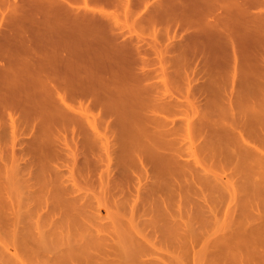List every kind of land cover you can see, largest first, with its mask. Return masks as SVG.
<instances>
[{
  "label": "rangeland",
  "instance_id": "obj_1",
  "mask_svg": "<svg viewBox=\"0 0 264 264\" xmlns=\"http://www.w3.org/2000/svg\"><path fill=\"white\" fill-rule=\"evenodd\" d=\"M14 1H16V0H14ZM20 1V2H19ZM82 0H80V2H81ZM121 1V0H120ZM120 1L119 0H117V4H115V3H112V4H105V5H103L102 6V9L104 10V12L105 13H109V16L110 17H108L109 19H110V22H111V24H114V27L116 26L119 30H116V32H124V34L123 35H121L120 36V33L119 34H116L117 35V37H115L116 39H115V41L114 42H121L122 40H123V42H129L130 44H128V45H131V47H132V43L133 42H135L133 45V48L134 47H138V46H135L136 45V43H138V45H144V48L146 49V50H144L143 49V52H145V56H143L144 54H143V52L141 51V50H139L140 51V53L139 52H135V58H138V59H142V57L143 58H147V60H149V61H147L146 59V61L147 62H149L150 64H148V66H146V65H144V66H146L145 68L147 69V71L145 72V73H147L148 71L150 72V73H152V75L149 73V75H148V73H147V76L149 77H147V76H145L146 78H148V79H150V77H152V79H150L152 82H155V83H158L159 85H155V84H153V85H150V86H148L149 88L147 89V88H145V89H147V90H144V93L146 92V93H149V91H150V93H151V95H152V97L154 96V94H155V96L152 98L153 100H151L150 102L149 101H145L146 99H143L144 98V96H142V95H140L141 97H142V99L144 100V102H147L146 103V105H147V107L149 108V109H146V108H144V110H139L138 108H140L139 106H143L142 104H139V106H137L138 104H135L134 102H131L130 100H133L132 98L133 97H129L130 98V100L128 101V103H126L127 105L125 106L124 104V106H125V109L126 110H128L129 111V113L131 114H129L130 116H125L124 118V120H129V121H131V120H133L132 122H134V123H136V124H138V127H139V129L138 130H142L145 134H148V135H151V136H148V138H143V135H142V138H140V139H138L140 142H142L141 141V139H143L144 141H146L145 142V144L147 145H149V147H148V145H147V147L149 148V149H147L146 147H144L143 148V150H145V148H146V150H149L148 152L150 153H153L155 156H156V158L157 159H160L161 160V158H162V163H164L165 165H167L168 167H170L168 170H164V169H167L168 167H166V168H163V167H165V166H163V164H161L160 163V160H158V162H156L157 160H152V158H153V156H152V154L150 153L149 154V156H152V157H146L147 155H142L143 153H144V151H139V150H136V151H138V152H136V151H134V153H130V154H134V155H132V156H129L130 154H127L128 152H130V151H128L127 149H132L131 148V145H133V143L132 144H130L129 145V147L127 148V149H124V148H126V146H128V144L125 146V145H123L122 143L123 142H121V144H119L120 142H118V139H124V137L126 138L127 136H126V134H124V137H121L123 134H119V133H121V131L123 132V130H124V132L126 131V130H128L129 128H127V127H130V126H132V124H134V123H131V122H129V121H127V124H126V121L125 122H123V121H121V118H123V116H122V114H120L118 117L117 116H114V115H111L110 113H108L109 114V117H107V121L105 122V125L107 124V123H109L108 121H110V119L112 118V116L113 117H117V118H119V119H117V118H115V119H117L118 120V123H113V121L112 122H110V124L112 123L113 124V126L112 125H110V124H108V126L109 127H105V125H103L104 123H102V122H104V120H103V118H106V117H103L101 114H99L100 112V107H103V106H100L99 104H97V105H99V109H97V107H94V108H92V106H93V104H89L90 106H88V107H90V108H85V104H84V106H83V104H82V106L85 108V109H87V110H90V111H88V113L86 112V110L85 109H83V110H85V111H81V112H85L84 114L85 115H87V114H89V117H88V120H89V118L91 119V116L94 118V119H96V121H94V119L93 120H90V121H93V122H96L97 123V119H98V117L100 118V119H102L103 121L102 122H100V123H97L98 124V126H100V125H102L101 126V129L103 128V127H105L104 129L105 130H108V132H107V135H109L110 137H111V139H112V137H113V135L116 133V134H118V135H116L117 137H115L114 136V140H112V142H110V146H112V147H107V145L105 146V144H102V147L100 146V145H97V144H95V145H93V148H91L92 146H90V145H88V139H86V140H88V141H86V143H85V145H84V143L81 145L80 144V140H81V142H83V140H85L84 138H82V137H80V134H77V133H79L80 131H78L77 129H75V132H76V134L75 135H73L74 133H70V130H73V129H71L70 128V130H68V129H64V128H67L68 126H66V125H64L63 126V129L60 131V129H61V127H62V124H53V120H57V119H52V117L51 116H49V117H51L49 120L50 121H48L49 123H48V125L46 126V127H48L49 129H45L44 130V126H45V124H47V123H44V122H46V121H44V122H42L41 121V117L40 116H36V114H38L39 115V113H42L43 111H45V109L43 110V108H41L42 106H40L39 105V107L41 108H38V109H40V110H38V112H36V113H34V111H35V109H34V111L33 112H31V111H27V112H24V111H26L25 109H24V111H22L23 112V114H22V116L23 117H25L26 118V120H25V118L23 119L24 120V122L22 123V122H20L21 124H20V126L19 125H17V126H19V127H16V126H14L13 125V127L14 128H19V130L17 131V132H19L20 134H16V132H15V134L14 133H12V130H13V128L11 127V126H9V124L10 123H12L13 124V120H10L9 122L7 121V118H9L10 119V116L9 117H7L8 116V114H6L7 112L5 111V110H2V106H1V104H0V109L3 111H1L0 110V160L2 161H0V169L2 168L3 169V171H2V169L0 170V264H10V261H12L13 263H11V264H29V263H31V264H81V263H79V262H82V263H84V264H87V263H89V264H92L93 262H95L94 264H145L144 263V260L146 261H148V259H150L148 262H150V263H152V262H154V261H159L160 263H157V262H155L154 264H194V263H196V264H209V263H211V264H218V262H219V264H221V260L220 259H222V264H264V248L262 249L261 247H260V245H258V244H261V243H263L264 241H260V239L258 238V237H260L262 240H264V227H262V226H264V222L263 221H261V220H264V212L262 213V211H264V203H262L263 201H264V194H262V193H260V192H263L264 191V185H261L260 187H259V185H260V183L261 184H264V182H258V180H261L262 181V179H264V170H262L261 171V169H260V167H262L261 166V164H260V162H261V160L262 159H258V158H254V156L251 154V153H255V151H257L253 146L255 145V144H257V143H260V142H262V143H260L261 145L262 144H264L263 142L264 141H261L262 139L264 140V117H262V116H264V114L263 113H260V112H262V111H264V107L262 108V110H260V112L258 111V110H254V111H252V110H250V111H252V112H245L244 111V113L245 114H243L242 112H243V110L245 109L246 110V108L245 107H243V104H246V103H248L249 102V104L250 105H254L253 107H256V109H258V107H260V106H258V105H260V104H253V103H256L257 101L258 102H260L259 100H262V101H264L263 99L264 98H262V96L261 97H258V96H260L259 95V92H262L263 90H262V88H264V80H263V78L264 77H262V76H264V64L262 63V62H260V61H262V59L264 58V57H261L262 59L260 60H258V57H256V56H258L259 54H261L260 52H258L259 54H257L256 53V51H261L260 49H258V50H256V51H254V50H251V51H249L248 49H249V47L252 45L251 43V45L248 43L247 44V42L246 41H244L243 39V41L244 42H246V45H248V47L243 43H239V44H241V45H243L242 47L243 48H245L246 49V52H247V54L249 55V57L251 58H249V57H245V56H247L246 54L244 55L243 54V52H241V54H238L237 56H239V55H244V56H241V57H238V58H234V54H233V51H238V50H235V49H237V47H239V45H238V43H236V48H234L233 49V47H231L232 45L230 44L231 42H229V44L228 45H231V46H229V47H224V46H222V45H220V46H214L213 44L214 43H212V46H209V45H207V46H209V47H211L212 49H213V47H215V48H217V49H215V50H212V51H214V52H209V56L208 55H206V56H208L207 58H209V59H207V61H206V63H207V66L208 67H206V66H204L206 69H208L209 68V75H207L206 76V71H204V73H202L203 71H199V69H200V64H201V61L202 60H200V58H203V57H205L206 58V56H205V54H204V56L202 55V57H200V53L201 52H199V54H196V52L194 53V54H196V56L194 57L192 54H190L191 52L190 51H192V48H191V46H188L187 45V47L188 48H184V52H181V50H177V51H179V52H177V51H164V46L168 43V41L169 40H172V41H174V40H178L177 42H185L186 41V43H187V41H189V39H188V37H186L187 35H190V33L193 31H195L194 29L192 30V31H188V30H191L192 28H193V26L191 25V27L188 29L187 28V30H184V29H186V28H183V32L181 33V31L179 30V29H182V28H180V27H177V25H175L174 23L173 24H171V22L169 21V16H170V13H169V11H162L161 12V14H159V15H156V16H154L155 15V13H154V15H148V14H146L147 12L144 10L145 9V7L147 6L146 4H149V2H151V0H149V1H147V2H145V4H143V2L145 1V0H142L141 1V3L140 4H138V3H136V1L135 0H133V2H130V3H133L132 5H130L129 4V7L128 8H126V7H124L122 4V2L120 3ZM17 2H19V3H23V1L21 2V0H17ZM15 3V2H13V0H0V20H2V22H3V19L4 18H7V19H5L6 21L8 20V22H10L11 20H15L14 18L15 17H13L14 15L16 16V12L15 11H13L12 9V7H13V5H14V3L17 5V4H19V3ZM79 2V3H80ZM119 2V3H118ZM12 4V5H11ZM122 6H121V5ZM21 5V4H20ZM20 5H18V6H20ZM22 5H25V4H22ZM143 5H145L144 7H143ZM151 7H152V5H151ZM9 8H12L11 9V11L9 10ZM3 9H4V11L5 12H3ZM1 10H2V13H1ZM9 11V12H8ZM13 11V13L12 14H9V13H11ZM145 11V12H144ZM149 11V10H148ZM155 12V11H154ZM5 13V14H4ZM196 13V12H195ZM1 14H3L4 16H2L3 18L1 19ZM17 14H18V12H17ZM156 14H158L157 12H156ZM193 14V13H192ZM197 14V13H196ZM196 14H193V16L194 15H196ZM11 15H13L12 17H11ZM150 17L151 16V18H149L148 16ZM180 15H182V14H180ZM199 12H198V15H196L195 17H199ZM201 15L202 16H200V17H206V19L208 18V14H205L204 15V13H201ZM154 16V17H153ZM209 17H211V16H209ZM9 18H12L11 20H9ZM111 18H112V20L113 21H111ZM213 18V17H212ZM212 18L211 19H208V20H211L212 21ZM16 19H17V17H16ZM206 19H203V18H201V20H200V18L198 19V20H200V22L202 21V20H206ZM4 20V21H5ZM5 21V23H4V26L6 25V27H4L3 25H2V23L0 24V43H2V42H4V41H7V38H8V41H9V43L11 42L10 40V36L9 37H7V35H9L8 33L10 32L9 30L11 29L10 28V26H8L7 24H8V22H6ZM16 22H14V23H16L17 24V20H15ZM25 21V20H24ZM23 21V22H24ZM207 21V20H206ZM210 21V22H211ZM204 22V21H203ZM13 23V22H12ZM9 25H10V23H9ZM15 25V24H14ZM14 25H13V27H14ZM23 25H24V23H23ZM171 25H175L177 28H178V30L177 29H175V27H172ZM2 26V27H1ZM10 28L9 30H8V27ZM16 26V25H15ZM113 26V25H112ZM169 26H170V28H169ZM12 27V28H13ZM113 27V28H114ZM117 28H115V29H117ZM27 29V28H26ZM175 29V30H177V31H180V33H178L177 31H176V33H178V35L176 34V38L175 37H172V38H168V35H170L171 36V34H174V33H172V32H174L173 30ZM8 32H7V31ZM14 30V29H13ZM121 30V31H120ZM170 30H172V32L170 31ZM7 32V35H5L6 34V32ZM169 31V33H167ZM2 32V33H1ZM189 32V33H188ZM243 32V31H242ZM10 33H12V32H10ZM2 34V35H1ZM13 34H15V33H13ZM17 34H21V33H17ZM16 34V35H17ZM25 34V33H24ZM11 35V34H10ZM193 35V34H192ZM214 35V34H213ZM2 36V37H1ZM14 37L15 35H11V37ZM22 36V35H21ZM25 36V35H24ZM23 36V37H24ZM180 36H181V38H180ZM215 36V35H214ZM5 37V38H4ZM7 37V38H6ZM125 37L126 38H128V40H126L125 39ZM185 37V38H184ZM192 37V36H191ZM19 38H21L20 36H19ZM25 38L26 37H24V39H22V40H25ZM133 38V39H132ZM168 38V39H167ZM173 38H175V39H173ZM214 37L212 36V38L211 39H213ZM216 38L218 39H220V37H218V36H216ZM13 39V38H12ZM17 39H18V37H17ZM27 39V38H26ZM114 39V38H113ZM129 39L131 40H134V41H129ZM210 39V38H209ZM4 40V41H3ZM116 40H118V41H116ZM216 40V39H215ZM223 41V38L222 39H220V40H216L215 42H218V43H215V44H217V45H219V43L221 44V42L220 41ZM7 41V42H8ZM14 42H16V41H14ZM14 42H12V43H10V44H13L12 46H14V45H16L17 43H15L14 44ZM23 41H21V44H23L22 43ZM191 42V41H190ZM206 43H209V42H207V41H205ZM212 42H214L213 40H212ZM225 43V42H224ZM226 43H228V42H226ZM2 44H4V46H5V44L6 43H2ZM2 44H0V45H2ZM27 44H29V43H27ZM118 44V43H117ZM185 44V43H184ZM223 44V43H222ZM8 45V44H7ZM141 45V46H142ZM4 46H3V48H4ZM9 46V45H8ZM19 46H20V44H19ZM170 46V45H169ZM199 46H202V45H199ZM205 46L206 45H204V47L203 48H205ZM15 47V46H14ZM16 47H17V45H16ZM26 47V46H25ZM190 47V48H189ZM255 47H257V46H255ZM9 49H10V47H8ZM19 48V47H18ZM258 48H261V49H263L264 48V46H261V45H259L258 46ZM1 49V48H0ZM6 49H7V46H6ZM21 49H26V50H28V51H25V50H17V49H15V50H17V52H18V56L16 55L17 53H9V55L10 54H14L15 56V58H14V60L16 61V60H18L19 61V63H20V59H22V60H25V59H28L29 57H28V52L30 51V48L28 47V49H27V47L26 48H21ZM138 49V48H137ZM137 49H134L133 51H137ZM140 49H142V48H140ZM191 49V50H190ZM194 49V48H193ZM239 49V48H238ZM252 49H255V48H252ZM257 49V48H256ZM4 50V49H3ZM2 50V51H3ZM11 50V49H10ZM14 50V51H15ZM188 50V51H187ZM200 50H202V49H200ZM233 50V51H232ZM242 50H244V49H242ZM241 50V51H242ZM7 51V50H6ZM23 53H22V52ZM147 51V52H146ZM203 51V50H202ZM254 51V52H253ZM9 52V51H8ZM31 52V51H30ZM29 52V53H30ZM142 52V53H141ZM251 52H253V54H251ZM263 52V51H262ZM7 52H5V53H2L1 51H0V68L2 69V71H1V69H0V85H1V87H6V83H7V81H8V83L7 84H9L10 82H12L11 81V79L9 80V77L4 73V72H7L3 67H5V63H9V64H12V63H10V62H8L7 61V59L5 60V58H7L8 56H6V57H2V56H5V54H6ZM32 53V52H31ZM130 53V52H129ZM136 53H139L138 55L136 54ZM204 53H206V52H204ZM207 53H208V51H207ZM236 53H238V52H236ZM236 53H235V55H236ZM8 54V53H7ZM6 54V55H7ZM127 55H128V53H126ZM130 54H132V53H130ZM141 54H143V55H141ZM203 54V53H202ZM257 54V55H256ZM261 55H263V54H261ZM22 56V58H20ZM251 56H254L253 58L251 57ZM264 56V55H263ZM10 57H12L11 55L8 57V58H10ZM126 57H129V56H126L125 55V58ZM17 58V59H16ZM20 58V59H19ZM24 58V59H23ZM130 58H133V56L131 55V57H129V59ZM204 58V59H205ZM249 58V59H248ZM13 59V58H12ZM235 59H237V61H238V66H237V71H234V66H235V64L237 63V62H235L234 63V61H235ZM9 61H10V59H8ZM13 60V61H14ZM21 60V61H22ZM144 60V62L143 63H147L146 61ZM5 61H7V62H5ZM123 61H125V59L123 60ZM129 61V60H128ZM200 61V62H199ZM203 61H205V60H203ZM131 63L132 62H134V61H130ZM138 62V61H137ZM141 62V63H140ZM264 62V61H263ZM14 63H16V62H14ZM22 63V62H21ZM20 63V64H21ZM122 63V62H121ZM136 63V62H135ZM142 60L141 61H139L138 63H136V65L134 64L133 65V67L132 68H130L131 66H129V65H132V64H125V66L127 65V67L125 68V66H124V70L122 71H120L121 72V74L118 76V77H116V78H120L121 79V82H123L124 81V84L123 85H125L128 89H130V88H134L135 90H139L140 88L139 87H141V85H144V86H147V84L146 83H148L149 84V82H151L150 80H148L149 82H147V81H144V83H143V81H142V79H140L139 77H142L143 76V70L145 69V68H141V67H144L142 64ZM9 64L7 65V67L9 66ZM95 64V66H101V65H96V63H94ZM123 65H124V63H122ZM141 64V65H140ZM2 65H4V66H2ZM16 65H18L17 63H16ZM104 65H106V64H104ZM120 65V64H119ZM123 65H121V66H123ZM201 65H203V64H201ZM110 66H112V65H110ZM109 66V67H110ZM136 66V67H135ZM6 67V68H7ZM203 67V66H202ZM95 68V67H94ZM106 69V71L107 70H109V69H107V67H105ZM117 68V67H116ZM123 68V67H122ZM205 68H202V70L203 69H205ZM5 71H4V70ZM96 69H98L97 67H96ZM101 69V71H105V70H102L103 69V67L101 66V68L99 67V70ZM112 69H113V66H112ZM112 69H111V71H112ZM114 70H116V69H114ZM117 70H120V69H117ZM142 70V71H141ZM4 71V72H3ZM100 71V73L101 74H103V76L105 75V77H106V75L107 74H105V73H102ZM245 71L248 73V74H250V72L249 71H251V73H253L252 75L250 74V76H248V74L246 73L245 74ZM26 71H23L22 73L24 74ZM97 72H98V70H97ZM108 72V71H107ZM118 72V71H117ZM27 73V72H26ZM70 74H71V72H69ZM99 73V72H98ZM144 73V74H145ZM67 74V73H66ZM73 74H75V76H72ZM72 75H70V76H68V74L67 75H65V80H76V79H79V76L80 75H78V73H73ZM76 74H77V76H76ZM82 74V73H81ZM101 74H99L100 76H102ZM119 74V73H118ZM24 75H26V77L28 78L30 75H28V73L27 74H24ZM84 75V74H83ZM90 75H92V74H90ZM89 75V77L90 78H92V76L95 78L96 76H94V75H92V76H90ZM140 75H142V76H140ZM200 75H203L204 77H200ZM253 75H255L254 77H252L251 78V76H253ZM72 76V77H71ZM102 76V77H103ZM142 77V78H145V77ZM25 77V78H26ZM63 78H64V76H62ZM81 77V76H80ZM88 76H86V78H87ZM206 77V78H205ZM58 78H60V77H58ZM85 78V77H84ZM93 79V78H92ZM98 79V78H97ZM250 79H252V80H250ZM21 80V79H20ZM27 80H29V81H27V83L28 82H30V79H27ZM80 80H83V79H80ZM85 80H87V79H84L83 80V82L85 81ZM91 80V79H90ZM96 80V79H95ZM141 80V81H140ZM143 80H145V79H143ZM254 80V81H253ZM262 80V81H261ZM23 81V80H22ZM63 81V80H62ZM91 81H93V80H91ZM97 81H99V80H97ZM97 81H95V82H97ZM190 81V82H189ZM203 81H205V84H207L206 86L203 84L204 82ZM249 81V82H248ZM253 81V82H252ZM20 82V81H19ZM94 82V81H93ZM146 82V83H145ZM255 82V83H254ZM16 83H17V81H16ZM25 83V82H24ZM32 83V82H31ZM62 83H64V82H62ZM188 83H190V84H188ZM201 83L203 84V86H201ZM20 84H22V83H20ZM26 84V83H25ZM29 84L30 83H28V85L27 86H29ZM150 84H152V83H150ZM196 84H199L200 86H198V85H196ZM255 84V85H254ZM3 85H5V86H3ZM10 85V87H12L11 85L12 84H9ZM18 85V84H17ZM23 85V87H24V84H22ZM31 85V84H30ZM194 86V90H193V86ZM196 85V86H195ZM251 85H253V87H254V89L251 87ZM19 87H21L20 85H18ZM27 86H25L24 88H26ZM62 86V85H61ZM125 86H124V88H125ZM152 86V87H151ZM256 86H257V88L259 87L260 88V90H259V88L257 89L256 88ZM9 86L7 85V88H8ZM9 87V88H10ZM23 87H21V88H23ZM32 87V89H31V91L33 92L35 89H33V86H31ZM42 87H44V86H41L40 88H42ZM66 87V86H65ZM155 87H156V90H158V92L161 94V96L162 97H159L158 95H160V94H158V92L157 91H155L154 93H152L151 91H153V89L155 90ZM158 87V88H157ZM249 87H251V88H249ZM7 88H4V89H6V90H10L9 88L7 89ZM15 88H18V87H15ZM21 88H19L17 91H19V92H21L20 90H21ZM63 88V87H62ZM144 88V87H143ZM150 88H151V90H150ZM199 88H201V89H199ZM207 88V89H206ZM3 89V92L5 93V90ZM37 89V88H36ZM128 89H126V90H128ZM196 89V90H195ZM253 91H251V90ZM13 90H15V89H13ZM27 90H29V88L27 89ZM40 91L41 90H44V88L43 89H39ZM61 90V89H60ZM140 90H143V89H140ZM149 90V91H148ZM199 90H200V92H199ZM205 92H204V91ZM207 90H208V93H207ZM214 90L217 92V91H220V92H218V93H213L214 92ZM257 91V92H254V91ZM12 91V90H11ZM26 91V90H25ZM24 91V93H21L20 95L18 94V92L17 93H13V94H18L19 96L17 97V99H15V98H13V100H17V102L19 101V100H23V98H25V97H23V98H21L26 92ZM40 91H38V92H40ZM64 91V90H63ZM63 91L61 90L60 92L62 93V94H64L63 93ZM68 91V90H67ZM66 91V92H67ZM130 91V90H129ZM128 91V92H129ZM148 91V92H147ZM197 91V92H196ZM203 91V93H201ZM3 92H2V88H1V93L3 94ZM8 91H6V95L10 92H8ZM36 92V91H35ZM43 92V91H42ZM52 92V91H51ZM133 92V91H132ZM135 92H139V91H135ZM195 92L196 93H198V94H195ZM28 93V92H27ZM30 93V92H29ZM37 93V92H36ZM44 93V92H43ZM48 93V92H47ZM53 93V92H52ZM255 93V94H254ZM1 95L0 94V96H6V95ZM32 93H30V95H31ZM38 94V93H37ZM37 94H34V96H36ZM46 94V93H45ZM67 93H65L64 95H66ZM129 94H132V93H129ZM158 94V95H157ZM203 95V97H199L200 95ZM214 94H219L220 96H218V95H214ZM227 94H229L228 96H227ZM251 94V95H250ZM254 94V95H253ZM261 94V93H260ZM262 94H263V96H264V91L262 92ZM11 95V94H10ZM29 95V96H30ZM41 92H40V94H38V96H37V99H39L41 96ZM44 95V94H43ZM70 95V94H69ZM149 95V94H148ZM151 95H149V97L151 98ZM250 95V96H249ZM12 96V95H11ZM15 95H13L12 97H14ZM21 96V97H20ZM24 96H26V95H24ZM34 96H33V99L34 100H37V99H35L34 98ZM40 96V97H39ZM45 96V95H44ZM51 96V95H50ZM53 96L54 97H56L57 95H55L54 93H53ZM63 96V95H62ZM129 96H131V95H129ZM139 96V97H140ZM171 96H172V98L174 99L175 97L177 98V100H180V101H182V102H184L185 104H183V105H180V106H184L183 108L182 107H177V108H175V107H172L173 106V104L172 103H170V104H167L166 105V101H170V98H171ZM228 98V97H230V98H228V99H226V97ZM256 96V97H255ZM39 97V98H38ZM52 97V96H51ZM65 97V96H64ZM66 97H68V95L66 96ZM65 97V98H66ZM138 97V96H137ZM217 97V98H216ZM219 97L220 98H222V101H221V103L220 102H218V100H219ZM258 97V98H257ZM4 98H6V97H4ZM1 99L0 101H2V102H0V103H2V105H4L5 103L4 102H6V104L5 105H7L8 106V104H10V103H12V102H9V100H7V98H9V99H11L10 98V96H9V94L7 95V98H6V101H4L5 99ZM21 98V99H20ZM42 98H43V96H42ZM57 98L58 97H56V100H57ZM69 98H71V99H73V97H69ZM84 98V97H83ZM145 98H147L146 96H145ZM200 98H204V99H200ZM213 98V99H212ZM247 98V100H245ZM251 98V99H250ZM255 98V99H254ZM51 99H53V98H51ZM80 99V98H79ZM82 99V98H81ZM81 99H80V101H81ZM149 98H147V100H148ZM154 99H160V100H158V101H156V100H154ZM163 99H164V102L162 103L163 104V106H167V107H153V106H155V104L157 105V104H161V102L163 101ZM211 99V100H210ZM252 100L253 102H251L250 100ZM12 100V101H13ZM27 100V99H26ZM25 100V101H26ZM47 100V99H46ZM74 100H76V99H74ZM74 100H72V101H74ZM85 100H88V99H85ZM81 101L82 103H88V101L86 102V101ZM135 100V99H134ZM150 100V99H149ZM166 100V101H165ZM203 100L205 101L204 103H206V101H207V103L205 104V105H207V106H205V107H202V106H204V103H202L203 102ZM255 100H257V101H255ZM24 101V102H25ZM33 101V100H32ZM39 101H41V100H39ZM42 101H43V99H42ZM53 101V103H54V101H55V99L54 100H52ZM124 101V100H123ZM123 101H121V103L123 102ZM137 101V100H136ZM139 101H141V99H139ZM152 101H154L153 102V106H152ZM159 101H160V103H159ZM216 102V104H215V102ZM220 101V100H219ZM231 101V102H230ZM247 101V102H246ZM16 102V103H17ZM20 102V101H19ZM22 102V104H24L23 103V101H21ZM27 102V101H26ZM36 102V101H35ZM64 102H66V101H64ZM92 102H95V101H92ZM126 102V101H125ZM157 102V103H156ZM246 102V103H245ZM15 102H13V104H14ZM15 103V104H16ZM33 103V102H32ZM31 103V104H32ZM38 103V102H37ZM62 103V102H61ZM72 103V106H74L73 104H74V102H71ZM77 103H79V100H77ZM97 103V102H96ZM124 103V102H123ZM148 103H150V105L149 106H151V107H149L148 106ZM192 105H191V104ZM261 103V105H263V103L262 102H260ZM13 104H11V105H9L8 107H12V105ZM21 104V103H20ZM26 104H28V103H26ZM35 103H33V105H34ZM65 104H67V107H69V105H71L70 104V102H68V103H65ZM145 104V103H144ZM187 104H189V105H187ZM198 104H201L200 105V109H202L203 110V108H207L208 110H207V112H209V114H206V119H205V117H203V118H201L202 116H200V115H198V113H200V114H202L201 112V110H199V109H196L195 107H197V105ZM217 104H219L220 106H225L224 107V111H225V114H224V112L223 111H220V110H223V109H220L219 110V108H221V107H219V108H217V107H215L214 105H216V106H219V105H217ZM32 105V106H33ZM35 105H37V104H35ZM34 105V106H35ZM62 106H63V104H61ZM60 105V106H61ZM80 105V103L79 104H77V106H79ZM94 105H96V104H94ZM113 105V104H112ZM132 106L133 108H135V109H133L132 107H131V110H130V107L129 106ZM231 105H234L235 106V108H237V112H241L240 114H239V116H237V114H236V116H235V113H233V108H231V107H234V106H231ZM246 105H248V104H246ZM245 105V106H246ZM249 105V106H250ZM16 106H17V104H16ZM19 106V105H18ZM27 106H29V105H27ZM45 106V105H44ZM59 106V107H60ZM77 106H74V107H77ZM81 106V105H80ZM111 106V105H110ZM114 106H116L115 104H114ZM124 106H122V107H124ZM157 106H161V105H157ZM249 106H247V107H249ZM6 106H4V108H5ZM8 107H6L7 108V111H8ZM23 105H22V108H20V109H23ZM57 107V106H56ZM63 107H65V105L63 106ZM73 107V108H74ZM109 107V106H108ZM138 107V108H137ZM192 107H194V109L192 108ZM229 107V108H228ZM238 107H240V108H243V109H241L240 110V108H238ZM252 107V108H253ZM12 108H14V107H12ZM32 108H34V107H32ZM45 108H47L46 106H45ZM61 108V107H60ZM72 108V109H73ZM78 108V107H77ZM76 108V109H77ZM82 107H80V108H78V110H80ZM117 108V107H116ZM142 108V107H141ZM153 110H152V109ZM159 108H160V110H162L161 108H163V111H160L159 110ZM180 108V109H179ZM198 108H199V106H198ZM215 108V113H217L216 115L213 113L214 112V109ZM226 108H228V109H226ZM15 109V108H14ZM20 109H18V110H20ZM59 109V108H58ZM72 110L71 108H68L67 110L66 109H62L61 111L62 112H64L63 110H66L67 112H71L70 114H72L73 113V111H70V110ZM109 109V108H108ZM111 109H112V107H111ZM115 109V108H114ZM117 109H119V111H121V108H117ZM116 109V110H117ZM124 109V108H123ZM133 109V110H132ZM151 109V110H150ZM158 109V110H157ZM167 109V110H166ZM181 110V111H179V110ZM226 109V110H225ZM253 109H255V108H253ZM10 110H12V109H10ZM17 110V109H16ZM82 110V109H81ZM125 110V111H126ZM135 110V111H134ZM141 111V113H138L137 114V112L138 111ZM192 110H194V111H196V112H193ZM197 110L198 111H201V112H197ZM240 110V111H239ZM4 111H5V113H4ZM13 111H15V110H13ZM41 111V112H40ZM118 111V110H117ZM123 112H124V110H122ZM155 111V112H154ZM203 111H206V110H203ZM213 113V115L211 114V112ZM227 111H228V113H227ZM236 111H234V112H236ZM247 111H249V110H247ZM257 111L261 114V115H258L257 114ZM17 112H19V111H17ZM49 112V111H48ZM52 112V111H51ZM67 112H65V113H67ZM75 112V111H74ZM102 112H104L103 114H107L106 112L107 111H104V109H102ZM108 112H110V111H108ZM143 112H146V113H143ZM158 112H160V113H158ZM236 112V113H237ZM256 112V113H255ZM4 113V114H3ZM9 113H10V111H9ZM44 113V112H43ZM55 113V112H54ZM61 113V112H60ZM76 113H78V111H76ZM115 113H117V112H114V114ZM120 113V112H119ZM122 113V112H121ZM134 113V114H133ZM203 113H206V112H203ZM251 113V114H250ZM6 114V115H5ZM12 114H14V112H12ZM20 115H21V113H19ZM44 114H47V112L46 113H44ZM61 114H63V113H61ZM69 114V113H68ZM113 114V113H112ZM133 114V115H132ZM142 114H145V115H150V114H152V116H160L159 118L160 119H162V120H166L165 121V123L166 122H172V120H174L170 125H171V128H170V131H171V129H172V131L171 132H173L171 135H181V137L180 136H178V138L180 139V140H178V144H177V147H176V145H172V144H170V146H172V148L170 149V148H168V149H170V150H172L174 147H176V149H177V151H178V153H177V151H175V153L174 154H177V156H178V158L177 159H174L175 161L173 162V161H171V158H172V160H173V158H174V156H172L171 154H173V153H171V152H173V150H176L175 148L172 150V151H169V150H167L166 152H164V150H162V149H165L166 147H163V148H158L159 146H161L162 147V143L161 142H158V143H161L160 145H158L157 146V149H156V147H155V145L153 144V142H152V140H149V141H147L146 139H149L150 137H158V136H161V135H158V136H156L157 134H155L154 136H152V134H150L151 132H152V130H148V129H153V127H152V125H154V124H150V128H147V127H145V125L144 124H146L143 120L144 119H147V122L149 121L148 120V116L146 117V116H144V118H142L143 120V124H142V121H140V118L139 117H141V115ZM155 114V115H154ZM228 114H229V116H228ZM242 114L243 115H248L249 116V118L252 120L251 122H249V123H247V124H250V123H254V125L252 124H250L249 126L247 125L245 128H246V130H248L249 129V133H246V134H244L245 132L244 131H246L245 130V128L243 127L244 125H246V124H244V125H241L242 123H243V120L244 119H247L248 118V116H244V117H241L242 116ZM253 114V115H252ZM54 115V114H53ZM74 115H76L75 113H74ZM80 115V114H79ZM138 117H137V116ZM140 115V116H139ZM203 115V114H202ZM234 115V116H233ZM252 115V116H251ZM3 116H4V118H3ZM15 116H19V115H17L16 113H15ZM15 116H11V117H13V118H15ZM56 116V115H55ZM60 116H62V117H64L63 115H60ZM78 116V115H77ZM108 116V115H107ZM111 116V117H110ZM232 116H233V118H232ZM39 117H40V119H39ZM45 117V116H44ZM54 117V116H53ZM61 117V118H62ZM96 117V118H95ZM127 117V118H126ZM143 117V116H142ZM251 117H253V118H251ZM259 117H261V118H259ZM56 118V117H55ZM57 118H59V117H57ZM67 118V117H66ZM68 118H71V117H68ZM81 118H82V115H81ZM151 118V117H150ZM154 118V117H153ZM185 118H187V119H185ZM229 118V119H228ZM232 118V119H231ZM244 118V119H243ZM254 118L256 119V120H254ZM263 118V119H262ZM1 119L2 120H4V124L2 125V122L3 121H1ZM8 119V120H9ZM45 120H48V119H46V118H44ZM64 118H62V120H63ZM77 119H78V117H77ZM85 119V118H84ZM112 119H114V118H112ZM155 119V118H154ZM153 119V120H154ZM188 120V121H186V122H188L189 124H190V126L192 125H196V124H192L193 122H196L197 120V122L198 123H200V122H202V123H204V120H201V121H199L200 119H205V122H209V121H207V120H210L211 122H209L210 124L209 125H211V124H213L212 126V128H211V126H207L208 124H206V126H201V127H204V129L205 130H207V129H210V130H207V131H205L203 128H201V131L202 130H204V132H201V133H199V134H204L203 136H204V138H202V136L200 135V138H196V135H195V133L194 132H196V130H194V127L192 128H190V129H192L193 131H191V132H189V131H187V129H189V128H187L186 129V126H188L189 127V125L186 123V125H184V124H182V123H179L177 126L175 125V123L174 122H179L180 120ZM192 119V120H191ZM212 119V120H211ZM228 119V120H227ZM235 119V120H234ZM236 119H238V120H242V121H238V120H236ZM250 119H248V120H250ZM262 119V121H260ZM23 121L22 120V118H20V119H18V121ZM28 120V121H27ZM43 120V119H42ZM59 120H61V119H59ZM64 120H66V119H64ZM156 120H158V117H157V119ZM179 120V121H178ZM180 121V122H185V121ZM189 120H191V122H189ZM218 120H220V122H222L223 123V128H222V130H224V131H221V127H220V124H217V125H215V122H212V121H216L217 123H219V121ZM5 121H6V123L8 124H5ZM25 121H27V122H25ZM79 121V120H78ZM244 121H246V120H244ZM256 121H258V122H256ZM14 122H16V121H14ZM41 122V124H38V123H40ZM52 122V123H51ZM67 122H70V121H67ZM83 122V121H82ZM86 123V126L90 123H88L87 124V121H85ZM93 122H91V123H93ZM114 122H116V121H114ZM123 122V123H122ZM155 122V121H154ZM159 121H157V123H158ZM240 122V123H239ZM242 122V123H241ZM246 122H248V121H246ZM71 123V122H70ZM79 123H81L80 121H79ZM95 123V124H96ZM129 123V124H128ZM152 123H153V121H152ZM160 123H161V121H160ZM165 123H163V124H165ZM174 123V124H173ZM202 123H200V125L202 124ZM236 123H238L239 125H237ZM245 123V122H244ZM256 123V124H255ZM258 123H260V125H261V127L259 126V124ZM11 124V125H12ZM19 124V123H18ZM69 124V123H68ZM72 124H74V123H72ZM76 124V123H75ZM124 124L126 125V128H124L125 126H124ZM163 124H161V125H163ZM167 124V123H166ZM177 124V123H176ZM205 124V123H204ZM258 124V125H257ZM263 124V125H262ZM5 125V126H4ZM39 125V126H38ZM42 125V126H41ZM61 126L60 127V129H58L57 127H59V126ZM78 125V124H77ZM90 125V124H89ZM120 125V126H119ZM129 125V126H128ZM147 125H149V124H147ZM156 125V124H155ZM169 125V124H168ZM167 125V126H168ZM169 125V126H170ZM182 125H184L185 127V129H183V127H182V129H180V127L182 126ZM197 125H199V124H197ZM218 125H219V127H218ZM237 125V126H236ZM241 125V126H240ZM66 126V127H65ZM69 126H71L70 124H69ZM76 126V125H75ZM86 126H82V127H86ZM91 126V125H90ZM96 126V125H95ZM94 125H93V128H89V130L91 129L92 131L94 130V128L95 129H97V127H95ZM134 126L135 127H132V128H130V129H132L131 131H128L127 133L128 134H130L133 130L135 131V128H136V126L137 125H135L134 124ZM157 126V125H156ZM178 126H180V127H178ZM239 126V127H238ZM254 128H253V127ZM255 126H258V127H255ZM45 127V128H46ZM121 127V129H123V130H119V128ZM205 127H207V129L205 128ZM228 127V129H231V130H229V132H231V133H229V134H235V136L233 137V138H235L236 136H238V137H240V134L242 133V137L244 138V139H246V140H248V141H250V139L252 138V135L254 134V135H259V139H256V138H252V140H253V142H255L256 140H258V142L257 143H254V145H251V147H250V144H253V143H247V141H242V139L240 140V141H236L235 142V144H237V146L236 145H234V147H232L233 145V143H234V141L235 140H233L232 139V137H230L229 136V134H228V132H226V130L224 129V128H227ZM231 127H233V128H231ZM237 127V130L235 129ZM243 127V131L241 130V133H240V131L238 130V129H240V128H242ZM247 127H249V128H247ZM69 128V127H68ZM75 128H77V127H75ZM108 128H110V129H108ZM157 128H159V129H161L162 127L161 126H158V127H155L154 129H157ZM168 128V127H167ZM253 128V130L254 131H251V132H255V133H251L250 132V130ZM17 129H14V130H17ZM54 129H56V130H54ZM57 129L60 131V133L61 134H59V136L61 135V137L62 136H64V138H63V140H65L66 139V141H67V145H66V141H62L61 140V138L59 137V136H57V135H55V132L57 131ZM84 129V128H83ZM100 129V127L95 131V133L98 131ZM104 129L102 130V131H104ZM256 129V130H255ZM260 129V130H259ZM64 130V131H63ZM77 130V131H76ZM85 130H87V129H85ZM85 130H83V131H85ZM90 130V131H91ZM162 131H163V128L161 129ZM44 131V132H43ZM46 131V132H45ZM50 131V132H49ZM67 131H69V132H67ZM74 131V130H73ZM99 131H101V130H99ZM99 131H98V133H99ZM109 131H111V133H113V132H115L114 134H110L109 133ZM119 132V133H117V132ZM136 131H137V129H136ZM142 131L141 132H139L138 134H140V133H142ZM166 131H168L167 133H169V129L168 130H166ZM187 131V132H186ZM198 131H200V130H198ZM233 131H236V132H238V135H237V133L236 132H234V133H232ZM146 132H148V133H146ZM153 132H155L154 130H153ZM206 132V133H205ZM212 132V133H211ZM248 132V131H247ZM44 133H46V135L44 134ZM53 133V134H52ZM81 134H82V132H80ZM93 133H94V131H93ZM101 133H103V132H101ZM105 133V132H104ZM104 133H103V135H104ZM126 133V132H125ZM157 133H159V132H157ZM189 133V134H188ZM209 133H211V134H209ZM215 133V134H214ZM227 133V136L226 135H224V134H226ZM240 133V134H239ZM50 134V135H49ZM86 134V133H85ZM133 134H137V133H132L131 135H133ZM160 134H162V133H160ZM206 134H209V135H206ZM244 134V135H243ZM262 134V135H261ZM52 135H54V136H52ZM86 135H88V134H86ZM91 135V134H90ZM102 135V134H101ZM100 134H95V135H93V136H95V137H93L92 136V138H94L92 141H95V143H96V141L97 140H95V139H98L99 137L101 138V141H100V143H104L103 142V139L105 138L106 140H107V138H109V141H111L110 140V137H107L106 138V136H101ZM112 135V136H111ZM162 135H164V134H162ZM166 135H169V134H166ZM218 135H219V137H218ZM253 135V137H255ZM12 136V137H11ZM74 136V139L73 138H71V137H73ZM89 136V135H88ZM88 136H84V137H88ZM96 136H99L98 138H96ZM129 136V135H128ZM134 137V139L136 138V137H138L137 135H133ZM165 136V135H164ZM175 136H171V138L172 137H174V138H176V139H178L177 137H175ZM207 138H209V139H207ZM212 136H214V137H212ZM222 136L224 137V138H222ZM232 136V135H231ZM261 136V137H260ZM44 137V138H43ZM48 137V138H47ZM55 137V138H54ZM104 137V138H103ZM119 137H121V138H119ZM163 137V136H162ZM167 137V136H166ZM229 137V138H228ZM237 137V138H238ZM246 137H248V138H250V139H248V138H246ZM45 138H46V140H45ZM56 138H60L59 140L58 139H56ZM70 138V139H69ZM91 138V137H90ZM103 138V139H102ZM116 138H117V142H115V143H117V144H115V143H113L114 141H116ZM159 138H161V137H158L157 139L159 140ZM164 138V137H163ZM162 138V139H163ZM192 138V140L193 139H197V141H192L193 142V144H191L189 147H188V145L187 146H181V145H179V144H181V140H182V143L183 142H185V141H190V139ZM40 139H43V140H41V142H48V143H46L47 145H51V146H53L52 148H51V146L49 147V149H52V150H50L49 151V149L47 148V146H45L44 145V147H43V145H40L41 147H43L42 149L43 150H41L40 151V149L41 148H39V146L38 147H34V146H36V145H38V144H35V143H37V142H40ZM54 140L55 142H58V143H55L54 141H53V143H52V140ZM83 139V140H82ZM105 139H104V141H105ZM153 139V141H155L156 139H154V138H152ZM164 139H167V138H164ZM168 139L169 140H172V139H170V137H168ZM184 139V140H183ZM201 139H203V140H201ZM212 141H211V140ZM232 140V141H229V140ZM70 140V141H69ZM73 140V141H72ZM126 140H128L127 138H126ZM136 140V139H135ZM174 140V139H173ZM203 141L204 143V145H206V151L205 152H201L200 153V149H198V150H196L195 151V148H197V146H195L199 141ZM237 140H239V138L237 139ZM21 141V142H20ZM49 141H51L50 143H49ZM120 141V140H119ZM130 141H132V140H130ZM129 140H128V142H130ZM134 141V140H133ZM167 141V140H166ZM174 141H177V140H174ZM11 142V143H10ZM14 142V143H13ZM23 142V143H22ZM40 142V143H41ZM62 143V144H60V143ZM70 142V143H69ZM85 142V141H84ZM97 142H99V140L97 141ZM128 142H126V143H128ZM136 142H138V141H136ZM136 142H134V144H136ZM192 142H190V143H192ZM238 142V143H237ZM242 142H244L247 146V148H248V146L252 149H255V151L254 152H251V153H248V152H246V149L244 150V148L243 149H241L242 147H244V146H241V145H245L244 143L242 144ZM21 143V144H20ZM28 143V144H27ZM39 143V144H40ZM73 143V144H72ZM91 143H93V142H91ZM105 143H107L106 141H105ZM156 143V142H155ZM172 143V142H171ZM174 143V142H173ZM199 143H202V142H199ZM230 144V146H229V144ZM11 144V145H10ZM79 144V145H78ZM94 144V143H93ZM145 144L143 145V146H145ZM166 144H169V143H166ZM175 144V143H174ZM189 144V143H188ZM195 144V145H194ZM217 144V146H215ZM14 145V146H13ZM21 145V146H20ZM24 145V146H23ZM28 145V146H27ZM32 145V146H31ZM65 147H64V146ZM76 146V145H78V146H76L74 149L76 150V151H78L79 150V148H81L82 147V152L83 153H81L80 151H78V152H76V154H72V153H70L69 151V149H71V148H73V147H70V146ZM80 145H81V147H80ZM113 145H115V146H113ZM119 145V147L120 148H116L117 146ZM137 145H139L140 146V144L139 143H137ZM157 145V144H156ZM195 146V148H194V146ZM204 145H200V146H204ZM258 145V144H257ZM256 145V146H257ZM84 146V147H83ZM86 146L88 147V146H90V148H89V150H91L90 152H88L87 153V151H89V150H87L88 148H86ZM124 146V148H122ZM135 146V145H134ZM163 146H166V145H163ZM192 146V147H191ZM199 146V147H200ZM264 146V145H263ZM14 147H16V148H14ZM32 147V148H31ZM34 147V148H33ZM97 147H99L100 148V150L98 151V149L99 148H97ZM108 148L109 150H110V148H114V149H112L111 151H113L114 152V150H115V154H116V156H115V154H113V153H111V155L109 156H105L106 154L105 153H107V154H110V152H107V151H104L106 148ZM168 147V146H167ZM198 147V148H199ZM236 147H238L240 150H237V149H235ZM260 147V146H259ZM39 148V149H38ZM65 148V149H64ZM84 148H86V149H84ZM103 148H105V149H103ZM122 148V149H121ZM134 149H140V148H142V147H137V146H135V147H133ZM179 148V149H178ZM183 148H187L186 150H184L183 151ZM194 148V149H193ZM201 148V147H200ZM212 148H214V149H217V153H220V152H222L221 154H217V156H215L216 155V153L214 154V152H212ZM262 149H261V152L263 151V153H264V147H261ZM3 149V150H2ZM33 149H37L38 151L36 152L35 150V153H40L39 154V156L40 155H42L43 156V163L45 162V163H48L49 162V164L48 165H50V166H48L47 167V165L44 163L43 164V166H40L39 164H41V162H39L40 160H42L41 158H40V160H39V158L38 157H35L34 155L35 154H33L34 153V151H33ZM45 149H48L47 151L45 150ZM67 149V150H66ZM74 149H72V152H75V150ZM78 149V150H77ZM93 149V150H92ZM103 149V150H102ZM108 149H106V150H108ZM122 150V152H125V153H121V151L120 150ZM124 149V150H123ZM129 149V150H130ZM134 149H132V150H134ZM161 150L163 153L161 154V153H159V155L158 154H156L157 152H159V150ZM167 149V148H166ZM204 149V148H203ZM249 149V148H248ZM257 149H258V146H257ZM14 150V151H13ZM96 150V151H95ZM127 150V151H126ZM145 150V151H146ZM158 150V151H157ZM189 150V151H188ZM194 150V151H193ZM250 150V149H249ZM2 151V152H1ZM7 151V152H6ZM21 151V152H20ZM30 151H31V153H30ZM43 151H45V155L48 157V158H46L43 154H44V152ZM93 151V153H91ZM193 151V156L192 155H190L189 153L190 152H192ZM211 151V152H210ZM238 153H241V154H238L237 155V152ZM241 151V152H240ZM11 152H13V153H15L16 155H13V153H11ZM18 154H17V153ZM20 152V153H19ZM24 152V153H23ZM94 152H96V153H94ZM99 152V153H98ZM102 152H105L104 154V158H105V160L106 161H104V158H103V153ZM118 152H120L121 154H119ZM127 152V153H126ZM147 152V151H146ZM147 152V153H148ZM181 152H184V153H186L185 155L186 156H181V157H183V158H181L180 156H179V153H181ZM209 152L211 153V154H209ZM261 152L259 153V151H258V153H259V157L262 155V156H264V154H261ZM4 153V154H3ZM28 153V154H27ZM42 153V154H41ZM65 153H66V155H65ZM91 153V154H90ZM97 153H98V155L99 156H96L97 155ZM102 153V154H101ZM139 153H142V154H140L139 155ZM10 154V155H9ZM21 154H22V156H21ZM23 154H25V156L23 155ZM31 154V155H30ZM32 154H33V157L34 158H32ZM75 155V156H73L72 157V155ZM81 154H85V155H81ZM89 154V155H88ZM125 154H127V156L128 157H131V158H137V160H135V159H130V158H128L127 156H125V158H124V156L123 155H125ZM146 154V153H145ZM181 154H183V153H181ZM209 154V155H208ZM214 154V155H213ZM29 155V156H28ZM36 155H38V154H36ZM88 155V156H87ZM119 155H121L122 157H121V159L120 158H117V159H114V157L116 158V157H118ZM138 155V156H137ZM158 155V156H157ZM168 157H167V156ZM184 155V154H183ZM208 155V156H207ZM219 155V156H218ZM221 155V156H220ZM2 156V157H1ZM9 158H8V157ZM11 156V157H10ZM20 156V157H19ZM31 156V157H30ZM42 156H40V157H42ZM83 156V157H82ZM112 156V159L110 158ZM114 156V157H113ZM136 156V157H135ZM176 156V157H177ZM203 156V157H202ZM245 156V157H244ZM5 157V158H4ZM25 157V158H24ZM76 159H75V158ZM85 157V158H84ZM95 157V158H94ZM120 157V156H119ZM143 157V158H142ZM144 157L147 159H144ZM160 157V158H159ZM209 157V158H208ZM211 157V158H210ZM215 157H218V159H216V161L214 160V158ZM23 158V159H22ZM47 159V160H44V159ZM72 158V159H71ZM88 158V159H87ZM107 158V159H106ZM131 160V162H132V164H134V165H136V166H134V165H130V164H128L127 166H128V168H127V166H123V165H120V164H124L125 165V163L127 164V163H131V162H129V161H122L121 162V160ZM138 158H140L139 160H138ZM156 158H154V159H156ZM197 158V159H196ZM264 158V157H263ZM4 159V160H3ZM35 159V160H34ZM67 159V160H66ZM101 159H103L102 161H100ZM109 159V160H108ZM120 159V160H119ZM149 159H151L150 161H152V162H150L149 161ZM181 159V161H185V162H188V163H186V167H190L188 164H190V165H192L193 166V168H196L195 170H197V171H195V170H192L193 168H190V171H189V175L191 176V178H189L190 176L185 172L186 170H184V169H182L183 167H182V163L181 164H175V162L176 161H178V160H180ZM193 159H196V160H198V161H194ZM220 159V160H219ZM245 161H247V160H250V162L249 161H247V162H249L251 165H249L247 162H243L244 160ZM247 159V160H246ZM258 159V160H257ZM11 160V161H10ZM37 160H38V163H37V165H36V162H37ZM48 160H50V161H48ZM72 160L74 161V162H72ZM81 160H83V161H81ZM88 160V161H87ZM116 160V161H115ZM134 160H135V163H134ZM145 160V161H144ZM188 160V161H187ZM217 160H219V162H217ZM260 160V161H259ZM264 160V159H263ZM13 161V162H12ZM24 161H26V162H24ZM28 161H30V162H28ZM35 162V164L34 163H32V162ZM66 161V164L64 163ZM100 161V162H99ZM103 161H104V163H103ZM111 162V165H110V167H108V165L110 164V162ZM112 161H114V162H112ZM118 161V163H120V164H117L116 165V163L115 162H117ZM142 161V162H141ZM150 163H149V162ZM193 161V162H192ZM255 161H257V162H255ZM53 162H56V163H60V164H56V163H53ZM79 162H80V166L82 167H80L79 166ZM137 162H140V163H138L137 164ZM144 162V163H143ZM185 162H183V163H185ZM195 163V164H192V163ZM212 162H214V163H212ZM10 163L11 164H13V165H10ZM20 163V164H19ZM52 163V164H51ZM70 163H72L71 164V167H69V169H68V167H67V165L68 164H70ZM85 165H84V164ZM90 163V164H89ZM98 163V164H97ZM100 163H103V165L102 164H100ZM107 163H109L107 166L105 165V164H107ZM146 163V164H145ZM150 165H149V164ZM152 163H158V164H153L154 166H152ZM205 163H206V165H205ZM209 163V164H208ZM210 163L212 164V165H214L213 167L214 168H210V166H212V165H210ZM19 164V165H18ZM28 164H29V166H28ZM55 165V167H53L54 165ZM173 164H175V166L174 167H171L170 165H172L173 166ZM263 164V163H262ZM2 165V166H1ZM60 165H62V166H60ZM65 165V166H64ZM72 165H74V166H72ZM88 165H91V166H88ZM94 165V166H93ZM97 165V166H96ZM178 165H180L181 167H179ZM209 167H208V166ZM19 166V167H18ZM23 166V167H22ZM34 166V167H33ZM57 166V167H56ZM68 166H70V165H68ZM86 166H88V167H86ZM100 166V167H99ZM129 166L131 167V168H129ZM135 168H134V167ZM151 166V167H150ZM157 166H163V167H161V168H159V167H157ZM183 166H185L184 164H183ZM194 166H196V167H194ZM204 166V168H206L207 167V169L210 171V172H208L207 170H205L204 169V171H203V169H202V167ZM251 166H253V167H251ZM5 167L8 169H5ZM18 167V168H17ZM21 167L22 168H24V169H21ZM26 167V168H25ZM59 167V168H58ZM83 167H84V170H83ZM92 167V168H91ZM106 167H107V169H110V171H112V172H108V173H110L109 174V176H108V178H106V174L105 173H102V172H105V170H106V173H107V171H109V170H107L106 169ZM124 167V168H123ZM152 167L155 169V168H157L156 169V171H157V173H158V171H160V172H162V176H160V177H157V176H159V175H157V173L156 172H153L154 170H152ZM185 167V168H186ZM215 167H216V169H215ZM254 167H256L255 169H256V171H258L257 173L254 171ZM30 168V169H29ZM32 168V169H31ZM41 168V169H40ZM51 168V169H50ZM55 168V169H54ZM67 168V169H66ZM73 168V169H72ZM92 169V171L90 170L89 171V169ZM150 168V169H149ZM13 169H15V170H13ZM64 169V170H63ZM74 169H75V171H74ZM101 169V170H100ZM114 169H115V171H114ZM120 169H122V170H124V171H121ZM132 169V170H131ZM159 169V170H158ZM198 169H199V171H198ZM212 169H215L216 171H217V173H216V171L215 170H212ZM263 169H264V167H263ZM23 170V171H22ZM38 170V171H37ZM68 170V172H66ZM71 170V171H70ZM82 170V171H81ZM130 170H131V172H130ZM139 170V171H138ZM146 170V171H145ZM161 170H163V171H161ZM73 171V172H72ZM88 171V172H87ZM97 171V173L96 174H98V175H96V174H94L95 172ZM121 171V173H119ZM136 171H138L137 173H139L140 172V175H141V177H143L144 176V178H141V179H143V180H141L140 179V176H139V174H137L136 173ZM166 171H168V173H170L171 172V174H169V175H171V176H168L166 173ZM188 171V170H187ZM191 171H195V172H191ZM207 171V172H206ZM38 172V173H37ZM70 172V176L69 175H67L68 173ZM83 172V173H82ZM86 172V173H85ZM93 172V173H92ZM101 172V173H100ZM145 172V173H144ZM159 172V173H160ZM164 172V173H163ZM207 173L206 175L204 174V173ZM4 173V174H3ZM7 173V174H6ZM48 173V174H47ZM53 173V174H52ZM72 173V174H71ZM80 173H82V175L80 174ZM88 173V174H87ZM107 173V174H108ZM114 173V174H113ZM131 173V174H130ZM175 174L176 176H172V174ZM192 173V174H191ZM195 173V174H194ZM211 173H215L218 177H219V179L218 178H216V177H214V178H216V179H214V178H212L213 176H215V175H211ZM39 174V175H38ZM74 174V175H73ZM105 175V176H103V178H101L100 176H102V175ZM154 174V175H153ZM164 174V175H163ZM193 174H194V176H196V178L193 176ZM201 174H203L204 175V177H205V179H202V177L203 176H201ZM66 177L65 179H64V177ZM66 175V176H65ZM84 175V176H83ZM86 175L88 176L87 178H86ZM100 175V176H99ZM128 175V176H127ZM153 175V176H152ZM155 175H157V176H155ZM165 175H167L168 177L167 178H169V177H174L173 179L174 180H176L175 182L170 178L169 180H172V182L174 183V184H176V182L178 183V185L176 184V185H172L171 184V182L170 181H168V179H166L165 178ZM259 175V176H258ZM98 178H97V177ZM119 176V177H118ZM136 176V177H135ZM138 176V177H137ZM179 176H181V178L179 177ZM201 176V177H200ZM62 178V180H64L65 182H62L61 181V179L60 178ZM75 177V178H74ZM112 177V178H111ZM114 177V178H113ZM4 178V179H3ZM40 178V179H39ZM48 178H50V180L48 179ZM53 178H56V179H53ZM68 178H70V180H68ZM84 178H86V179H84ZM99 178H101V179H99ZM135 178V179H134ZM160 178H162V179H160ZM179 178V179H178ZM225 178H227V179H225ZM229 178V179H228ZM38 179V180H37ZM66 179H67V182H66ZM107 179V180H106ZM113 181H111V180ZM123 179V180H122ZM134 179V180H133ZM138 179H140V180H138ZM178 179V180H177ZM191 179V180H190ZM195 179V180H194ZM199 179H201L202 180V182L204 181V183H201V181L199 180ZM208 179H210L211 180V182H210V180L208 181ZM220 180V181H229V182H227V183H229V185L232 183V182H235V183H232L231 185L233 186L232 188L235 190H232L233 192H234V194H233V192H231V190H230V188L231 187H229V186H227V189H226V185H224L225 184V182H220V181H218V180ZM230 179L232 180V181H230ZM30 180V181H29ZM40 180V181H39ZM102 180V181H101ZM105 180V181H104ZM121 180V181H120ZM152 180V181H151ZM160 180V181H159ZM163 180H166V181H168V183H170V184H168L167 182H163L164 184H162V186H158L160 183H162V181ZM183 180V181H182ZM188 180V182L186 183V181ZM195 182H194V181ZM215 182V183H218V185L216 184H214L213 183V181ZM38 181V182H37ZM42 181V182H41ZM58 181H59V183H58ZM61 181V182H60ZM74 181V182H73ZM97 181H99L98 183H99V185H98V183H96ZM104 181V182H103ZM108 181V182H107ZM110 181V182H109ZM130 181V182H129ZM179 181H180V183H179ZM218 181V182H217ZM35 182H36V184H35ZM79 182V183H78ZM112 182V183H111ZM132 182V183H131ZM139 182H141V183H146L145 185L143 184L142 186H141V183H139ZM191 182H193V184L195 185H193ZM49 183V184H48ZM53 183H55V184H53ZM76 183V184H75ZM108 183H110L109 185L111 186H109L108 185ZM118 183V184H117ZM200 184L199 186L198 185H196V184ZM210 183V184H209ZM219 183H222V184H219ZM243 185H242V184ZM28 184V185H27ZM30 184H32V188H30ZM41 184H42V186H41ZM68 184L69 185H71L73 188H74V190L72 191V189L73 188H70V189H68V187H70V186H68ZM131 184V185H130ZM150 184V185H149ZM166 184H168V185H166ZM190 184V185H189ZM211 184H214V186H216V187H214V186H211ZM239 184H241L242 185V187L239 185ZM63 185H65V186H63ZM83 185H84V187H83ZM103 185V186H102ZM117 185V186H116ZM118 185H120V186H118ZM122 185V186H121ZM124 185V186H123ZM137 185V186H136ZM172 185V186H171ZM203 185V186H202ZM105 186V187H104ZM108 186V187H107ZM127 186V187H126ZM166 186L168 187L167 189H166ZM194 186V187H193ZM219 186V187H218ZM44 189H43V188ZM63 189H62V188ZM65 187V188H64ZM117 187V188H116ZM124 187V188H123ZM136 187V188H135ZM139 187H142V188H139ZM150 187V188H149ZM162 187V188H161ZM165 187V189H164V191H162L163 190V188ZM181 187V188H180ZM201 187V188H200ZM205 187H208V188H205ZM214 189H213V188ZM220 187H222V188H220ZM224 187V188H223ZM239 187H241L242 189H239ZM244 187H246V189L244 190ZM256 187H258V188H256ZM48 188V189H47ZM107 188V189H106ZM110 188V189H109ZM116 188V189H115ZM123 188V189H122ZM134 188V189H133ZM139 188V190L137 191V189ZM160 188L162 189L161 191H160ZM180 188V189H179ZM220 188V191H222L221 189H223V190H225V191H222V192H219V190H217V189H219ZM260 188V189H259ZM40 189V190H39ZM61 189H62V191H61ZM118 189H120L119 190V192H117V190ZM175 189V190H174ZM199 189V190H198ZM215 189H216V192H215ZM230 191H229V190ZM237 189V190H236ZM259 191H258V190ZM261 189H263V190H261ZM44 190V193L42 192ZM55 190V191H54ZM60 190V191H59ZM89 190V191H88ZM106 190V191H105ZM127 190H129V192L127 191ZM133 190H135L134 192H133ZM178 190V191H177ZM202 190V191H201ZM261 190V191H260ZM2 191H3V193L5 194V195H3V193H2ZM54 191V192H53ZM124 191V192H123ZM146 191H149V192H146ZM177 191V192H176ZM228 191V192H227ZM31 192V193H30ZM52 192V193H51ZM62 192V193H61ZM71 192H72V194L73 195H75L74 196V198L72 199V198H70L71 196H73L72 194H71ZM105 194H104V193ZM116 192V193H115ZM131 192V193H130ZM160 192V193H159ZM174 192H176L178 195V197L176 196V193H174ZM179 192V193H178ZM195 192V193H194ZM200 192V193H199ZM210 192H213V193H210ZM218 192H219V194H218ZM223 192H226V193H223ZM87 193V194H86ZM115 193V194H114ZM122 193H123V195H122ZM149 193V194H148ZM160 195V197H159V195ZM181 193H182V195H181ZM216 193V194H215ZM235 193H237V194H235ZM63 195V196H61V195ZM86 194V195H85ZM88 194H90V195H88ZM109 194H111V195H109ZM121 194V195H120ZM125 194V195H124ZM128 194V195H127ZM169 194H171V195H169ZM175 194V195H174ZM208 194V195H207ZM228 194V195H227ZM240 194H242V196H244L243 198L245 199V200H247L248 202L246 203L245 202V200L243 199V198H240V197H238V195L239 196H241ZM260 194H261V196H260ZM2 195V196H1ZM7 195V196H6ZM9 195V196H8ZM92 195V196H91ZM98 195V196H97ZM106 196V195H108V196H106V197H104V196ZM115 195H117V196H115ZM4 196H5V198H4ZM125 196V197H124ZM149 196V197H148ZM151 196V197H150ZM166 196H168V197H166ZM209 196V197H208ZM216 196V197H215ZM260 196V197H259ZM46 197V198H45ZM58 197V198H57ZM66 197V198H65ZM99 197V198H98ZM115 197H117L116 199H113V198H115ZM124 197V198H123ZM175 197H177V198H175ZM180 197V198H179ZM206 197H208V198H206ZM221 197V198H220ZM238 197V198H237ZM257 197H259V198H257ZM2 198V199H1ZM46 199V201H45V199ZM69 198V199H68ZM76 198V199H75ZM98 198V199H97ZM109 198H111V199H109ZM126 198V199H125ZM128 198V199H127ZM135 198H136V200H137V204H136V201H134L135 200ZM147 198V199H146ZM165 198V199H164ZM179 198V199H178ZM185 198V199H184ZM190 198V199H189ZM228 198V199H227ZM229 198L231 199V198H235V200L233 199L232 201V203L230 204V201L231 200H229ZM67 199V200H66ZM122 199V200H121ZM130 199H132L131 201H130ZM163 199V200H162ZM177 199V201H175L174 202V200H176ZM206 199V202L204 201ZM213 199V200H212ZM227 199V200H226ZM237 199H240V204H241V202H242V207H238V210L236 209L237 207H236V205H238V200ZM254 199H258L257 201H259L258 202V204L254 201ZM52 200H54V201H52ZM63 202H62V201ZM74 200V201H73ZM84 200V201H83ZM111 200H113V201H111ZM115 200V201H114ZM119 200V201H118ZM209 200H211L210 201V203H209ZM219 200H221V201H219ZM251 200H253V201H251ZM67 201V202H66ZM110 201V202H109ZM139 201V202H138ZM146 201L148 202L147 204H145L146 203ZM166 201V202H165ZM202 201V202H201ZM213 201V202H212ZM224 201V202H223ZM6 202V203H5ZM60 202V203H59ZM85 202V203H84ZM119 202H120V205H119ZM132 202V203H131ZM134 202V203H133ZM157 202V203H156ZM188 202H189V204H188ZM228 202V203H227ZM251 202L252 203H254V204H251ZM65 203V204H64ZM71 205H70V204ZM80 203V204H79ZM108 203H109V205H108ZM111 203H112V205H111ZM116 203V204H115ZM202 203V204H201ZM206 203H208V205L206 204ZM227 203V204H226ZM250 203V204H249ZM67 204V205H66ZM128 204V205H127ZM133 204V205H132ZM134 204H136V205H139L138 207H136V208H134L133 206H136V205H134ZM150 204V205H149ZM186 204V205H185ZM246 204V205H245ZM262 204V205H261ZM10 205H12V206H10ZM48 205V206H47ZM152 205V206H151ZM165 205H168V208H167V206H166V208H165ZM175 207H174V206ZM198 205H199V207H198ZM224 205V206H223ZM230 207H229V206ZM234 205V206H233ZM248 205H249V207H248ZM251 205H253V206H251ZM258 205V206H257ZM6 206H7V208H6ZM10 206V207H9ZM16 206V207H15ZM66 206V207H65ZM73 208H72V207ZM118 206H121L120 208H117ZM130 206V207H129ZM142 206H144V208L145 207H148V209L146 210V209H143V207ZM173 206V207H172ZM180 208H179V207ZM190 206V207H189ZM207 206V207H206ZM208 206H210V207H208ZM255 206V207H254ZM263 206V207H262ZM71 207V208H70ZM129 207V208H128ZM141 207V208H140ZM150 207V208H149ZM164 207V208H163ZM171 207V208H170ZM183 207V208H182ZM196 207V208H195ZM255 209H254V208ZM41 208V209H40ZM106 208V209H105ZM154 208V209H153ZM170 208V209H169ZM193 208V209H192ZM222 208V209H221ZM227 208V210L226 211H228V212H225L224 210ZM230 208V209H229ZM239 208H241L240 209V212H239ZM247 208V209H246ZM253 208V209H252ZM5 209V210H4ZM9 209V210H8ZM11 209V210H10ZM28 209V210H27ZM59 209H60V211H59ZM64 209H66L65 211H64ZM72 209V210H71ZM109 209V210H108ZM134 209H136V210H134ZM141 209V210H140ZM156 209V210H155ZM168 210L167 212H168V214H169V212H171V215L169 214V216L170 217H168V214H165V213H167L166 212V210ZM171 209H173V210H171ZM174 209H176L175 211H174ZM208 209V210H207ZM229 209V210H228ZM245 209V210H244ZM248 209H249V211H248ZM13 210V211H12ZM38 210H39V213H38ZM116 210H117V212H116ZM149 210H151V211H149ZM165 210V211H164ZM187 210V211H186ZM213 211V212H210V211ZM218 210V211H217ZM221 210V211H220ZM236 210V211H235ZM242 210H244V212H242ZM44 211V212H43ZM68 211V212H67ZM132 211V212H131ZM183 211H185V212H183ZM204 211H205V213H204ZM250 211H252L255 215V217H256V220H254V218H252V216H250V215H253V213L252 212H250ZM13 212H15V214L17 213V215H15ZM81 212H83V213H81ZM113 212H115V213H113ZM135 212V213H134ZM144 212H146V213H144ZM174 212V213H173ZM178 212V213H177ZM225 212V213H224ZM250 212V213H249ZM132 213H134L135 214V216L136 217H133L134 215L132 214ZM142 213H144V215L142 214ZM177 213V214H176ZM194 213V214H193ZM226 213H227V215H226ZM232 213V214H231ZM244 213H248V215H246V214H244ZM2 214V215H1ZM11 214V215H10ZM83 214H85V215H83ZM129 214H131V216H129ZM147 214V215H146ZM184 214H185V216H187V217H185L184 216ZM216 214V215H215ZM238 215V216H241L243 219L245 218V217H243L244 215L245 216H248V218H245L244 220H246L245 221V223H244V221L242 220V218L241 217H239V219H241V220H239L240 222H239V224L237 223L238 222V220H236V219H238L237 217L238 216H236V215ZM9 215V216H8ZM49 215H50V217H49ZM54 215V216H53ZM68 215V216H67ZM77 215V216H76ZM87 215V216H86ZM175 215H176V217H175ZM204 215V216H203ZM235 215V216H234ZM261 215V216H260ZM16 216H18V219L17 220H15V218H16ZM45 216V217H44ZM78 216H80L79 218H78ZM161 216V217H160ZM180 216V217H179ZM189 216V217H188ZM213 216H215L216 218H213ZM233 216V217H232ZM58 217V218H57ZM97 218V219H95V218ZM128 217H130V218H128ZM145 217V218H144ZM152 217V218H151ZM186 218V219H184V218ZM208 217H210V218H208ZM228 217L230 218V219H228ZM250 217V218H249ZM2 218V219H1ZM87 218V219H86ZM100 218H102L101 220H99ZM111 218V220H110V222H109V219ZM142 219V220H140V219ZM149 220H148V219ZM169 218H170V220H169ZM173 220H172V219ZM223 218V219H222ZM235 219L234 221L235 222H233V220L232 219ZM258 218V219H257ZM263 218V219H262ZM81 219V220H80ZM83 219H85V221L83 220ZM104 219V220H103ZM129 219V221H127ZM151 219V220H150ZM174 219H176V220H178V222H179V225L178 226H176V228H175V226H174V224H176L177 222H176V220H174ZM180 219V220H179ZM249 219V220H248ZM20 220V221H19ZM48 220V221H47ZM50 220V221H49ZM52 220V221H51ZM135 220V221H134ZM193 220H196V222L195 221H193ZM226 220V221H225ZM16 221V222H15ZM81 221V222H80ZM94 221H96V223L94 222ZM107 222L106 224H107V226H109L110 228H107V226L105 225V227H104V224L105 223H103L102 224V222ZM133 221V222H132ZM136 221H140L139 223H136ZM160 221V222H159ZM161 221H163V222H161ZM237 221V222H236ZM252 221V222H251ZM263 222V223H261V225H260V223L259 222ZM84 222H85V224H84ZM113 222V223H112ZM129 222V223H128ZM132 222V223H131ZM155 222V223H154ZM173 222V223H172ZM175 222V223H174ZM224 222V223H223ZM227 222V223H226ZM229 222V223H228ZM241 222H243V223H241ZM249 222V223H248ZM250 222H251V224H250ZM256 222H257V224H256ZM17 223H20V224H17ZM81 223H82V225H81ZM126 223H128V224H126ZM159 223V224H158ZM180 223H182V224H180ZM191 223H193V224H191ZM194 223H196V224H194ZM235 223H237L236 225H235ZM15 224H17V225H15ZM23 224V225H22ZM92 224H94V225H92ZM96 224V225H95ZM97 224H100V226L98 225L97 226ZM102 224V225H101ZM110 224V225H109ZM130 224V225H129ZM134 224H136V225H134ZM144 224H146V225H144ZM153 224H155V225H153ZM156 224H158L159 225V227H158V225H156ZM170 224H172L171 226L173 227H171L170 226ZM191 224V225H190ZM199 225V227H196V226H198ZM229 225V227H231V228H227V229H229V230H224L223 229V227L225 228V226L226 225ZM241 224V225H240ZM249 224V225H248ZM263 224V225H262ZM18 225L20 226V227H18ZM37 225V226H36ZM92 225V226H91ZM131 225H133V226H135V227H132ZM154 227H153V226ZM246 226V227H243V226ZM255 225V226H254ZM6 226V227H5ZM94 226V227H93ZM132 228H135V229H131V227ZM149 226V227H148ZM156 226V227H155ZM235 226V227H234ZM253 228H252V227ZM259 226V227H258ZM18 227V228H17ZM90 227H93V229H91ZM100 227V228H99ZM151 227V228H150ZM226 227H228V226H226ZM238 229L239 230V228H240V230L239 231H235V233H234V235H236V237H239V232L241 233V235H240V237H242V239L240 238L239 239V241H241L240 242V244H238L239 242H238V240L236 241V240H234V242L233 243H235V242H238V243H235L236 245H237V247L239 246L240 248H237L236 247V245H235V247H236V252H233L232 251V248L231 247H233L234 248V246L232 245L231 247L230 246H227V245H221L220 243L221 242H223L222 244H224V243H226V241L224 240H220L219 238L220 237H218V236H220L221 235V239H224L223 237H224V235L225 234H227V236L228 235H231L230 233H232V231H234L235 229ZM238 227V228H237ZM249 227V228H248ZM254 227H256V229L254 228ZM260 227H262V228H260ZM28 228V229H27ZM96 228V229H95ZM105 228H107L108 230H106ZM141 228H143V229H141ZM160 228H161V230H160ZM166 228V229H165ZM178 228H181V229H179V230H177V231H175V232H178L179 231V233H175L172 229H174V230H176V229H178ZM197 228V229H196ZM257 228H259L261 231H259L260 233H256V231L255 230H257ZM15 229V231H13ZM87 229V230H86ZM99 229V230H98ZM102 229H105V231L106 232H104ZM149 229H151V230H149ZM154 229V230H153ZM183 229V230H182ZM207 229V230H206ZM220 230V231H217V235H216V231L215 230ZM247 229V230H246ZM258 229V230H259ZM43 230V231H42ZM95 230V231H94ZM135 232V231H137V233L135 234V233H133V231ZM143 230V231H142ZM181 230V231H180ZM195 230L198 232L197 234H194L195 233ZM200 230V231H199ZM223 230V231H222ZM248 230H250V231H248ZM252 230H254V231H252ZM41 232V233H37V232ZM89 231V232H88ZM100 231V232H99ZM107 231H109V233H107ZM138 231L139 232H141V233H143V234H141L142 236H140V234H138ZM183 231H185L184 233H183V236H182V233L181 232H183ZM208 231V232H207ZM230 231V233L228 234V232ZM243 231V232H242ZM252 231V232H251ZM46 232V233H45ZM94 232V233H93ZM98 234V236H97V234ZM149 232V233H148ZM150 232H154V233H150ZM160 232V233H159ZM172 232H174V233H172ZM187 232V233H186ZM210 232H213V233H210ZM237 232V233H236ZM248 232V233H247ZM17 233V234H16ZM89 233V234H88ZM93 233V234H92ZM133 233V234H132ZM211 234V235H207V236H209V238H208V240H207V236H206V234ZM247 234V235H243V234ZM253 233V234H252ZM93 236H92V235ZM94 234H96V235H94ZM103 234H105V235H103ZM155 234V235H154ZM162 234H164L163 236H166V237H164V239H162V238H160V237H162ZM169 234V235H168ZM173 234H175V235H173ZM223 234V235H222ZM251 234V235H250ZM261 234V235H260ZM30 235V236H29ZM40 235V236H39ZM157 235V236H156ZM177 235H179V237H181V238H179L180 239V241H178V236ZM185 235H186V237H185ZM243 235V236H242ZM28 236V237H27ZM146 236L147 237H149V239L148 238H146ZM156 236V237H155ZM196 236V237H195ZM227 236H225V239L227 238ZM253 237V238H256V240H253L252 238H250V237ZM140 237V238H139ZM151 237L153 238V237H155V239L153 238L152 240H151ZM173 239H172V238ZM182 237H185V238H182ZM188 237H189V239H188ZM204 237H206L205 239H204ZM210 237H213V238H210ZM235 237V238H236ZM252 239L251 241H249L250 239ZM100 238H101V240H100ZM144 238H146V239H144ZM169 238H171V239H169ZM196 238V239H195ZM217 238V239H216ZM229 238H233V234L229 237ZM229 238H227V239H229ZM247 238H248V240H247ZM29 239V240H28ZM97 239H99V240H97ZM182 239L184 240V239H187L186 241H182ZM219 239V240H218ZM226 239V240H227ZM137 240H141L142 242H140L142 245H143V250L141 249L142 247H140L141 245L140 244H138V241ZM145 240V241H144ZM147 240H149V241H147ZM162 240H165V242L164 241H162ZM169 240V242H167ZM190 240H192L191 242H190ZM205 240H207L206 242V245H205V247H204V243H205ZM214 240L216 241V242H214ZM247 240V241H246ZM92 241H97V242H94V244H91V242ZM135 241H137V243L135 242ZM156 241H158L157 243H156ZM196 241V242H195ZM220 243H219V242ZM229 241V240H228ZM230 241H233V240H230ZM255 241H257L258 242V244H256V242ZM150 242V243H149ZM184 242V243H183ZM191 244H190V243ZM244 242H245V244H244ZM248 242L250 243V245L248 244ZM93 243V242H92ZM138 244L137 246H139V247H136V246H134V244ZM168 243V244H167ZM256 245H255V244ZM4 246H3V245ZM135 244V245H136ZM228 244L230 245L231 243H229L228 242ZM264 244V243H263ZM150 245V246H149ZM180 245V246H179ZM212 245V246H211ZM247 245H249V246H246ZM254 245V246H253ZM184 246V247H183ZM139 248L138 249V251L141 249L142 250V252H146V255L144 254L143 255V253L141 252V251H139V253L137 252V250L135 249V248ZM144 247H146L145 249H144ZM183 247V248H182ZM204 247V248H203ZM226 247V248H225ZM148 248V249H147ZM154 248H156V249H154ZM223 248V249H222ZM231 250H230V249ZM7 249V250H6ZM22 249V250H21ZM132 249H134V250H136V252L135 251H132ZM151 249V250H150ZM174 249V251L175 252H177V254L176 253H174V251H172ZM195 249H198V250H200L199 252H197V251H195ZM204 249H206V250H204ZM225 249V250H224ZM14 250V251H13ZM16 250V251H15ZM152 250H154L153 252H155V253H151V254H149V253H147V251H151L152 252ZM230 250V251H229ZM234 250V249H233ZM234 250V251H235ZM9 251V252H8ZM194 251L196 252V253H194ZM261 251H263V252H261ZM20 252V253H19ZM28 252V253H27ZM172 252V253H171ZM90 253H92V254H90ZM134 253H137V256H138V258H137V256H134L135 254ZM156 253H158V254H156ZM198 253H199V255L200 256H198ZM202 253V254H201ZM9 254V257H7V255ZM28 254H31V256L30 255H28ZM60 254H62L61 256H60ZM95 255V257H94V255ZM102 254H105V255H103V256H100V255H102ZM149 254V255H148ZM161 254V255H160ZM194 254H197L196 256H194ZM208 254H210V256L208 255ZM263 254V255H262ZM26 255V256H25ZM71 255V256H70ZM140 255V256H139ZM153 255H157V257L156 256H153ZM162 255H164V256H162ZM203 255H204V257H203ZM53 256H55V257H53ZM60 256V257H59ZM64 256V257H63ZM69 256V257H68ZM77 256H80V259H78L79 257H77ZM92 256V257H91ZM151 256H153V257H151ZM160 256V257H159ZM167 256H169V257H167ZM198 256V257H197ZM263 256V257H262ZM10 257H12L11 259L12 260H10ZM16 257V258H15ZM74 257V258H73ZM83 257V259H81ZM141 259H140V258ZM143 257V258H142ZM166 257L168 258V259H166ZM206 257H208L207 259H206ZM50 258L51 259H53V260H50ZM61 258V259H60ZM89 258L90 259H92V260H90L89 261ZM98 258H101L100 260H101V262L98 260ZM157 258V259H156ZM162 258V259H161ZM216 258V259H215ZM220 258V259H219ZM9 259V260H8ZM105 259V260H104ZM199 259V260H198ZM229 259V260H228ZM231 259V260H230ZM60 260H62V261H60ZM70 260V261H69ZM74 260H75V262H74ZM95 260V261H94ZM136 260V262H134ZM143 260V261H142ZM153 260V261H152ZM168 260L170 261V263H168ZM209 261V262H205V261ZM8 261H9V263H8ZM19 261V262H18ZM30 261V262H29ZM61 263H60V262ZM69 261V262H68ZM87 261V262H86ZM103 261V262H102ZM146 261V262H147ZM215 261V262H214ZM263 261V262H262ZM24 262V263H23ZM71 262V263H70ZM92 262V263H91ZM104 262H107V263H104ZM108 262H112V263H108ZM138 262V263H137ZM217 262V263H216ZM146 264H149V263H146Z\"/></svg>",
  "mask_w": 264,
  "mask_h": 264
},
{
  "label": "bare ground",
  "instance_id": "obj_2",
  "mask_svg": "<svg viewBox=\"0 0 264 264\" xmlns=\"http://www.w3.org/2000/svg\"><path fill=\"white\" fill-rule=\"evenodd\" d=\"M23 1V3H19V2H17V0L16 1H14L13 0V2H17V3H19V4H15L14 3V5H13V9L12 8H9V10L11 11V9L13 10V11H15L16 13V16L14 15H11V17L13 16V17H15L14 19L15 20H17L18 22H17V24L16 23H14V22H16L15 20H11L12 18H9V20H11L10 22H8V20L6 21L5 19H7V18H4L3 19V22H2V20H0V24L2 23V25L4 26V23H5V21L6 22H8V26H10V28L8 27V30L10 31V32H12V33H8L9 35H7V32H6V34L5 35H7V37H9L10 36V43H12V42H14V41H16V42H14V44L15 43H17L16 45H17V47H16V45H14V46H12L13 44H10L9 43V41H8V38H7V41H4V42H2V43H6L5 44V46H4V44H2V43H0V44H2V45H0V51L2 52V53H5V52H7L6 54H5V56H2L3 58L4 57H6V56H12V57H10V58H5V60L7 59V61L8 62H10V63H12V64H9V63H5L4 65H5V67H3L7 72H4L8 77H9V80L11 79V81L12 82H10L9 84H12L11 86L12 87H10V85L9 84H7L8 83V81H7V83H6V87H1V85H0V94L1 95H4L5 93H6V91H10L8 94H9V96H10V98L11 99H9V98H7V95L6 96H0V100L1 99H3L4 97H6L7 98V100H9V102H12V103H10V104H8V106L9 105H11V104H13V102H17V100L15 101V100H13V98H15V99H17V97L21 94V93H24V91L26 92L24 95H26V96H20L21 98H23V97H25V98H23V100L21 99V100H19L16 104H17V106H16V104L14 103L13 105H12V107H14V108H10V107H8L7 105H5L6 104V102H4L5 104L4 105H2V103H0L1 104V106H2V110H5L7 113L6 114H8V116L7 117H9L10 115L12 116H15V113L17 114V115H19V116H15V118H13V117H11L10 116V119L9 118H7V121L9 122L10 120H13L12 122H13V124L12 123H10L9 124V126H11L12 128H13V130H12V133H14L15 134V132H16V134H20L19 132H17L18 130H19V128L17 129V128H14L13 127V125L14 126H16V127H19L20 126V122H24V118L25 117H23L22 116V114H23V112L22 111H24V109L26 110V111H24V112H27V111H31V112H33L34 111V109H35V111H34V113H36V112H38V110H40L41 108H43V110L45 109V111H43L44 113H46L47 112V114H44L43 112L42 113H39V115L38 114H36V116H42L41 118L43 119H41V121L42 122H44V121H46V122H44V123H47V124H45V126H44V130L45 129H49L48 127H46L47 125H48V121H50L49 119L52 117V119H57V120H53L52 122H53V124H58L59 122V124H62V127L61 126H59V127H57L58 129H60V127H61V129H60V131L63 129V126L64 125H66V126H68L67 128H64V129H68V130H70V128L71 129H73V130H70V133H74L73 135H75L76 134V132H75V129H77L78 131H80V132H82V134L79 132V133H77V134H80V137H82V138H84L85 140H83V142H81V140L79 141L80 142V144L82 145L83 143H84V145H85V143H86V141H88V145H90V146H92L91 148H93V145H95V144H97V145H100L101 147H102V144H105V146L107 145V147L109 148V147H112V146H110L111 144H110V142H112V140H114V136L115 137H117L116 135H118V134H116L115 132H113V133H111V131H109V133L110 134H114L113 135V137H112V139H111V137L109 136V135H107V132H108V130H105L104 128L107 126V127H109L110 125H112L113 126V124L111 123L110 124V122H112L113 121V123H118V120L117 119H119V118H117L120 114H122V116H123V118H121V121H123V122H125L126 121V124H127V121H129L128 119L127 120H124L125 118V116H130L131 114L129 113V111L128 110H126L125 109V106L127 105L126 103H128V101L130 100V98L131 97H133L132 99L133 100H130L131 102H134L135 104H138L137 106H139V104H142L143 106H139L140 108H138L139 110H144V108H146V109H149L148 107H147V105H146V103L147 102H144V100L143 99H146L145 101H151V100H153L152 98L155 96V94H154V96L152 97V95H151V93H150V91H149V93H144V90H147L149 87L148 86H150V85H153V84H155V85H159L158 83H155V82H152L150 79H152V77H150V79H148L149 77L147 76V73H148V75H149V71L147 72V73H145L146 71H147V69L145 68L146 66H148V64H150L149 62H147V61H149V60H147V58L145 57V58H143L142 57V59H138V58H135V52H139L140 53V51L139 50H141L142 52H143V49L144 50H146L145 48H144V45H138V43H136V45L135 46H138V47H134L133 48V44L135 43V42H133L132 43V47H131V45H128V44H130L129 42H123V40L120 42H114L115 41V37H117V35L116 34H119L120 33V36L121 35H123L124 34V32H116V30H119L116 26L114 27V24H111V22H110V19L108 18V17H110L109 16V13H105L104 12V10L102 9V6L103 5H107V4H112V3H115V4H117L116 2H117V0H82L81 2H80V0H21V2ZM120 1V0H119ZM136 1V3H138V4H140L141 3V1L142 0H135ZM147 1H149V0H147ZM146 0L143 2V4H145V2H147ZM80 2V3H79ZM123 3L122 5L124 6V7H126V8H128L129 7V4L130 5H132L133 3H130V2H133V0H121L120 1V3ZM119 3V2H118ZM21 4V5H20ZM22 4H25V5H22ZM12 5V4H11ZM18 5H20V6H18ZM121 5V4H120ZM121 5V6H122ZM147 6L145 7V11L147 12L146 14H148V15H154V13H155V15L154 16H156V15H159V14H161V12L162 11H169V13H170V16H169V21L171 22V24H175V25H177V27H180V28H182V29H179L180 31H181V33L183 32V28H186V29H184V30H187V28L189 29L190 27H191V25L193 26V28L191 29V30H188V31H192L193 29L195 30L194 32L192 31L191 33H190V35H187L186 37H188V39H189V41H187V43H186V41L185 42H177L176 40H174V41H172V40H169L168 41V43L164 46V51H177V50H181V52H184L183 50H184V48H188L187 47V45L188 46H191V48H192V51H190L191 53L190 54H192L194 57L196 56V54H199V52H201L200 53V57H202V55L204 56V54H205V56L206 55H208L209 56V52L211 53V52H214V51H212V50H215V49H217V48H215V47H213V49L211 48V47H209V46H212V43H214L213 45L215 46H220V45H222V46H224V47H229V46H231V47H233V49L234 48H236V43H244L245 45H246V42H247V44L249 43H251L250 45V47H249V51H251V50H254V51H256V50H258V49H260L261 51H256V53L257 54H259L258 52H260L261 54H263L264 55V48L263 49H261V48H258V46L259 45H261V46H264V0H151V2H149V4H146ZM151 5H152V7H151ZM145 5H143V7H144ZM149 10V11H148ZM13 11L11 12V13H9V14H12L13 13ZM144 11V12H145ZM155 11V12H154ZM3 12H5L4 11V9H3ZM9 12V11H8ZM17 12H18V14H17ZM156 12L158 13V14H156ZM197 14H196V13ZM198 12H199V17L197 18V17H195L196 15H198ZM1 13H2V10H1ZM196 14V15H194L193 16V14ZM201 13H204V15L205 14H208V18L206 19V17L204 18V17H200V16H202L201 15ZM5 14V13H4ZM180 14H182V15H180ZM147 15V16H148ZM151 15V16H152ZM2 16H4L3 14H1V19L3 18ZM151 16L149 17V18H151ZM153 16V17H154ZM209 16H211V17H209ZM5 17V16H4ZM16 17H17V19H16ZM213 17V18H212ZM200 18V20H201V18H203V19H206V20H202L201 22H200V20H198ZM212 18V21L211 20H208V19H211ZM5 20V21H4ZM25 20V21H24ZM24 21V22H23ZM111 21H113L112 20V18H111ZM204 21V22H203ZM211 21V22H210ZM13 22V23H12ZM9 23H10V25H9ZM23 23H24V25H23ZM16 26H15V25ZM13 25H14V27H13ZM113 25V26H112ZM175 25H171L172 27H175V29H177L178 30V28L175 26ZM2 27V26H1ZM4 27H6V25L4 26ZM13 27V28H12ZM114 27V28H113ZM27 28V29H26ZM115 28H117V29H115ZM169 28H170V26H169ZM1 29V28H0ZM14 29V30H13ZM173 30L174 32H172V30H170L172 33H174V34H171V36L170 35H168V38L170 39V38H172V37H175L176 38V34L178 35V33H180V31H177V30ZM121 31V30H120ZM176 31L178 32V33H176ZM243 31V32H242ZM170 32V33H171ZM2 33V32H1ZM13 33H15V34H13ZM17 33H21V34H17ZM25 33V34H24ZM167 33H169V31L167 32ZM169 33V34H170ZM189 33V32H188ZM15 35L14 37L12 36L11 37V35ZM17 34V35H16ZM193 34V35H192ZM215 36H214V35ZM2 35V34H1ZM22 35V36H21ZM25 35V36H24ZM116 35V36H115ZM125 35V34H124ZM19 36L21 37V38H19ZM26 37L25 38V40H22V39H24V37ZM115 36V37H114ZM192 36V37H191ZM212 36L214 37L213 39H211L212 38ZM216 36H218V37H220V39H222L223 38V41L221 40L220 42H221V44L219 43V45H217V44H215V43H218V42H215L216 40H220L219 38L217 39L216 38ZM2 37V36H1ZM17 37H18V39H17ZM5 38V37H4ZM13 38V39H12ZM114 38V39H113ZM167 38V39H168ZM175 38H173V39H175ZM180 38H181V36H180ZM185 38V37H184ZM210 38V39H209ZM125 39L126 40H128V38H126L125 37ZM133 39V38H132ZM131 39V40H132ZM182 39V38H181ZM216 39V40H215ZM244 41H246V42H244ZM114 40V41H113ZM130 39H129V41H131ZM212 40L214 41V42H212ZM21 41H23L22 43L23 44H21ZM116 41H118V40H116ZM132 41H134V40H132ZM131 41V42H132ZM191 41V42H190ZM205 41H207V42H209V43H206ZM225 42V43H224ZM226 42H228V43H226ZM229 42H231L230 44L231 45H228L229 44ZM27 43H29V44H27ZM118 43V44H117ZM185 43V44H184ZM223 43V44H222ZM238 43V45H239V47H237V49H235V50H238V51H233V54H234V58H238V57H241V56H244L245 54L247 55V56H245V57H249V55L247 54V52H246V49L245 48H243L242 46L243 45H241V44H239ZM9 46H8V45ZM19 44H20V46H19ZM170 45V46H169ZM199 45H202L203 47H204V45H206L205 46V48H203L202 46H199ZM207 45H209V46H207ZM3 46H4V48H3ZM6 46H7V49H6ZM27 47V49H28V47L30 48V51L32 52H28V59H25V60H22V59H20V58H22V56L19 58L20 59V63H19V61L18 60H14V54L12 55V54H10L9 55V53H17L16 55L18 56V52H17V50L19 51V50H25V51H28V50H26V49H21V48H26ZM247 47H248V45H246ZM255 46H257V47H255ZM8 47H10V49L8 48ZM19 47V48H18ZM138 48V49H137ZM140 48H142V49H140ZM190 48V47H189ZM215 48V49H214ZM239 48V49H238ZM252 48H255V49H252ZM257 48V49H256ZM4 49V50H3ZM15 49H17V50H15ZM134 49H137V51H133ZM200 49H202V50H200ZM242 49H244V50H242ZM3 50V51H2ZM7 50V51H6ZM15 50V51H14ZM191 50V49H190ZM242 50V51H241ZM9 51V52H8ZM188 51V50H187ZM207 51H208V53H207ZM253 51V52H254ZM263 51V52H262ZM20 52V51H19ZM22 52V51H21ZM24 52V51H23ZM22 52V53H23ZM132 53V54H130V53ZM141 52V53H142ZM147 52V51H146ZM177 52H179V51H177ZM196 52V54H194ZM204 52H206V53H204ZM236 52H238V53H236ZM241 52H243V54L244 55H239V56H237L238 54H241ZM253 52H251V54H253ZM25 53V52H24ZM126 53H128V55L126 54ZM139 53H136L137 55L139 54ZM203 53V54H202ZM235 53H236V55H235ZM144 54V55H143ZM143 54H141V55H143V56H145V52H143ZM256 54V55H257ZM261 54H259L258 56H256V57H258V60L260 59H262L261 57H264L263 55H261ZM1 55V54H0ZM125 55L126 56H129V57H131V55L133 56V58H130L129 59V57H126L125 58ZM208 56H206V58L205 57H203V58H200V60H202L201 61V64H203V65H201L200 64V69H199V71L201 72V71H203L202 73H204V71H206V76L207 75H209V68L208 69H206L204 66H206V67H208L207 66V63H206V61H207V59H209V58H207ZM1 57V56H0ZM252 58L254 57V56H251ZM13 58V59H12ZM205 58V59H204ZM250 58V57H249ZM248 58V59H249ZM8 59H10V61L8 60ZM17 59V58H16ZM24 59V58H23ZM125 59V61H123ZM147 61H146V60ZM251 59V58H250ZM254 59V58H253ZM14 60V61H13ZM22 60V61H21ZM129 60V61H128ZM134 61V62H130V61ZM142 60V63L144 62V60L147 62V63H143L142 65L144 66V65H146V66H144V67H141V68H145L142 72H143V76L145 75V76H147L148 78H146L145 76V78H142L143 76L142 75H140V76H142V77H139L140 79H142V81H143V83H144V81H147V82H149L148 80H150L151 82H149V84L148 83H146L147 84V86H144V85H141V87H139L140 89H143V90H135L134 88H130V89H128L125 85H123L124 84V81L123 82H121V79L120 78H116V77H118L120 74H121V70L123 71L126 67H127V65L125 66V64H132V65H129V66H131L130 68H132L133 67V65L135 64L136 65V63H138L139 61H141ZM203 60H205V61H203ZM7 61H5V62H7ZM138 61V62H137ZM264 58L262 59V61H260V62H262L263 64H264ZM14 62H16L18 65H16V63H14ZM124 63V65L122 64V63ZM136 62V63H135ZM200 62V61H199ZM235 62H237L236 64H235V66H234V71H237V64H238V61H237V59H235V61H234V63ZM94 63H96V65L98 64V65H101L102 67H103V69L102 70H105L106 68L105 67H107V69H109L110 67V69L109 70H105V71H101V69L99 70V67L101 68V66H95V64ZM141 63V62H140ZM9 64V66L7 67V65ZM104 64H106V65H104ZM120 64V65H119ZM4 65H2V66H4ZM110 65H112L113 66V69H112V66H110ZM121 65H123V66H121ZM141 65V64H140ZM110 66V67H109ZM124 66H125V68H124ZM203 66V67H202ZM264 66V65H263ZM7 67V68H6ZM95 67V68H94ZM96 67L98 68V69H96ZM117 67V68H116ZM123 67V68H122ZM136 67V66H135ZM134 68V67H133ZM202 68H205V69H203L202 70ZM1 69V68H0ZM111 69H112V71H111ZM114 69H116V70H114ZM117 69H120V70H117ZM97 70H98V72H97ZM1 71H2V69H1ZM23 71H26L27 73H28V75H30L28 78L26 77V75H24V74H27L26 72L23 74L22 72ZM100 71L102 72V73H105V74H107L106 75V77H105V75L103 76V74H101L100 73ZM118 71V72H117ZM145 71V72H144ZM69 72H71V74L69 73ZM250 72V74L252 75L253 73H251V71H249ZM68 74V76H70V75H72L73 73H78V75H80L79 76V79H74V80H65V75H67ZM82 73V74H81ZM119 73V74H118ZM145 73V74H144ZM247 72L245 71V74H246ZM84 74V75H83ZM90 74H92V75H94V76H96L95 78L92 76V75H90ZM99 74H101L102 76H100ZM151 75H152V73H150ZM205 74V73H204ZM248 74V73H247ZM250 74H248V76H250ZM89 75L90 76H92V78H90L89 77ZM62 76H64V78L62 77ZM72 76H75V74H73ZM71 76V77H72ZM76 76H77V74H76ZM86 76H88L87 78H86ZM204 77L203 75H200V77ZM255 75H253V76H251V78L252 77H254ZM26 77V78H25ZM58 77H60V78H58ZM85 77V78H84ZM262 77H264V76H262ZM98 78V79H97ZM206 78V77H205ZM21 79V80H20ZM27 79H30V82H28V83H30L29 84V86H27L28 85V83H27V81H29V80H27ZM80 79H87V80H85L84 82H83V80H80ZM93 80V81H91V80ZM96 79V80H95ZM143 79H145V80H143ZM23 80V81H22ZM63 80V81H62ZM97 80H99V81H97ZM250 80H252V79H250ZM263 80H264V78H263ZM16 81H17V83H16ZM20 81V82H19ZM95 81H97V82H95ZM141 81V80H140ZM254 81V80H253ZM252 81V82H253ZM262 81V80H261ZM27 84H25V83ZM32 82V83H31ZM62 82H64V83H62ZM190 82V81H189ZM204 83V85L206 86L207 84H205V81H203ZM249 82V81H248ZM264 82V81H263ZM20 83H22V84H24V87L25 86H27L26 88H24L23 87V85L22 84H20ZM150 83H152V84H150ZM255 83V82H254ZM20 85L21 87H23V88H21V87H19L18 85ZM188 84H190V83H188ZM203 84L201 83V86H203ZM7 85L10 87H8L10 90H6V89H4V88H7ZM62 85V86H61ZM196 85H198V86H200L199 84H196ZM195 85V86H196ZM255 85V84H254ZM3 86H5V85H3ZM31 86H33V89H35L33 92L31 91V89H32V87ZM41 86H44V87H42V88H40ZM66 86V87H65ZM124 86H125V88H124ZM154 86V85H153ZM193 86V85H192ZM200 86V87H201ZM15 87H18V88H15ZM63 87V88H62ZM144 87V88H143ZM152 87V86H151ZM204 87V86H203ZM251 87L254 89V87H253V85H251ZM251 87H249V88H251ZM1 88H2V92H3V89L5 90V93L3 92V94L1 93ZM7 88V89H8ZM19 88H21V92H19V91H17ZM29 88V90H27ZM37 88V89H36ZM44 88V90H39V89H43ZM145 88H147V89H145ZM158 88V87H157ZM256 88H257V86H256ZM259 88V87H258ZM257 88V89H258ZM13 89H15V90H13ZM17 89V90H16ZM63 91V93L65 94V93H67L66 95H64V94H62L60 91L61 90ZM126 89H128V90H126ZM199 89H201V88H199ZM207 89V88H206ZM264 88H262V90H263ZM12 90V91H11ZM68 90V91H67ZM130 90V91H129ZM150 90H151V88H150ZM193 90H194V86H193ZM196 90V89H195ZM251 90V89H250ZM259 90H260V88H259ZM38 93V94H40V92H41V97L39 98V99H37V96H38V94L36 93V92ZM38 91H40V92H38ZM44 93H43V92ZM55 94V95H57L56 97H58L57 98V100H56V97H54L53 96V93ZM67 91V92H66ZM129 91V92H128ZM133 91V92H132ZM135 91H139L138 93L137 92H135ZM147 91V92H148ZM155 91H157L158 92V90H156V87H155V90L153 89V91H151L152 93H154ZM204 91V90H203ZM203 91L201 92V93H203ZM252 91V90H251ZM264 91V90H263ZM262 91V92H263ZM18 92V94H13V93H17ZM28 92V93H27ZM32 93L31 95H30V93ZM48 92V93H47ZM197 92V91H196ZM195 92V94H198V93H196ZM199 92H200V90H199ZM205 92V91H204ZM218 92H220V91H215L214 90V92L213 93H218ZM253 92V91H252ZM254 92H257L256 90L254 91ZM262 92H259V95L260 96H258V97H261L262 96V98H264V96H263V94H262ZM46 93V94H45ZM129 93H132V94H129ZM156 93V92H155ZM207 93H208V90H207ZM261 93V94H260ZM13 96V95H15L14 97H12L11 95ZM34 94H37L36 96H34ZM45 96H44V95ZM70 94V95H69ZM151 95V98L149 97V95ZM158 94H160L159 92H158ZM157 94V95H158ZM255 94V93H254ZM253 94V95H254ZM30 95V96H29ZM52 97H51V96ZM63 95V96H62ZM68 95V97H66ZM129 95H131V96H129ZM140 95H142V96H144V98L142 99V97L140 96ZM215 96L216 95H218V96H220L219 94H214ZM229 94H227V96H228ZM251 95V94H250ZM249 95V96H250ZM33 96H34V98L35 99H37V100H34L33 99ZM42 96H43V98H42ZM66 98H65V97ZM138 96V97H137ZM140 96V97H139ZM145 96L147 97V98H149L148 100H147V98H145ZM159 97H162L161 96V94L160 95H158ZM222 96V95H221ZM220 96V97H221ZM69 97H73V99H71V98H69ZM84 97V98H83ZM130 97V98H129ZM156 97V96H155ZM199 97H203V95L201 94ZM219 97V100H218V102H220L221 103V101H222V98H220ZM226 97V96H225ZM256 97V96H255ZM257 97V98H258ZM6 98H4L5 100L4 101H6ZM51 98H53V99H51ZM81 99V101L83 100H85V99H88V100H85L86 102L88 101V103H82L81 101H80V99ZM217 98V97H216ZM228 98H230V97H228ZM227 97H226V99H228ZM27 99V100H26ZM42 99H43V101H42ZM47 99V100H46ZM55 99V101H54V103H53V101L52 100H54ZM74 99H76V100H74ZM135 99V100H134ZM139 99H141V101H139ZM200 99H204V98H200ZM213 99V98H212ZM251 99V98H250ZM249 99V100H250ZM255 99V98H254ZM13 100V101H12ZM27 102H26V101ZM33 100V101H32ZM39 100H41V101H39ZM72 100H74V101H72ZM77 100H79V103H80V105L79 106H77V104H79V103H77ZM124 100V101H123ZM137 100V101H136ZM154 100H156V101H158V100H160V99H154ZM211 100V99H210ZM245 100H247V98L245 99ZM264 100V99H263ZM3 101V100H2ZM2 101H0V102H2ZM21 101H23V103L24 104H22V102ZM25 101V102H24ZM36 101V102H35ZM64 101H66V102H64ZM92 101H95V102H92ZM121 101H123L122 103H121ZM126 101V102H125ZM166 101V100H165ZM251 102H253L252 100H250ZM255 101H257V100H255ZM260 102H264V101H262V100H259ZM35 103V104H37V105H33V103ZM38 102V103H37ZM62 102V103H61ZM68 102H70V104L71 105H69V107H67V104H65V103H68ZM71 102H74V106H77L78 108H80V107H82L80 110H78V108L77 107H74V106H72V103ZM97 102V103H96ZM153 102L154 101H152V106H153ZM164 102V99H163V101L161 102V104H157V105H161V106H157L156 104H155V106H153V107H167L166 105L167 104H170V103H172L173 104V106L172 107H175V108H177V107H184V106H180V105H183V104H185L184 102H182V101H180V100H177V98L175 97L174 99L172 98V96H171V98H170V101H166V105L165 106H163V103ZM205 101L203 100V102L202 103H204ZM215 102V101H214ZM231 102V101H230ZM247 102V101H246ZM245 102V103H246ZM260 102H256V103H253V104H260V105H258V106H260V107H258V109H256V107H253L252 105H250L249 104V102L248 103H246V104H248V105H246V104H243V107H245L246 108V110L244 109L243 110V114H245L244 113V111L245 112H252V111H254V110H258L259 112H260V110H262V108L264 107V103H263V105H261V103ZM21 103V104H20ZM26 103H28V104H26ZM32 103V104H31ZM145 103V104H144ZM157 103V102H156ZM159 103H160V101H159ZM206 103H207V101H206ZM206 103H204V106H202V107H205V106H207V105H205ZM61 104H63V106L65 105V107H63ZM82 104H83V106H84V104L86 105L85 106V108H90V107H88V106H90L89 104H93V106H92V108H94V107H97V109H99L98 107H99V105L100 106H103V107H100V113L99 114H101L103 117H106V118H103V120H104V122H102L103 120L102 119H100L99 117H98V119H97V123H100V122H102V123H104L103 125H105V122L107 121L106 119H107V117H109V114L108 113H110L111 115H114V116H117V117H113L112 116V118H114V119H110V121H108L109 123H107L106 125H105V127H103L102 129H101V126L102 125H100V126H98V124L96 123V122H93V121H90V120H93L94 118L91 116V119L89 118V120H88V117H89V114H87V115H85L83 112H81V111H85L86 110V112L88 113V111H90V110H87V109H85L83 106H82ZM94 104H96V105H94ZM97 104H99V105H97ZM113 104V105H112ZM114 104L116 105V106H114ZM125 106H124V105ZM191 104V103H190ZM215 104H216V102H215ZM19 105V106H18ZM22 105L24 106L23 107V109H20V108H22ZM27 105H29V106H27ZM33 105V106H32ZM39 105L40 106H42L41 108L39 107ZM47 107V108H45V106ZM61 105V106H60ZM111 105V106H110ZM150 105V103H148V106ZM187 105H189V104H187ZM192 105V104H191ZM200 105L201 104H198L197 105V107H195L196 109H199V110H201V111H198L197 110V112H201L202 114H200V113H198V115H200V116H202L201 118H203V117H205L206 116V114H209V112H207V108L205 109V108H203V110H206V111H203L202 109H200L201 107H200ZM217 105H219V104H217ZM246 105V106H245ZM250 105V106H249ZM4 106H6V107H8V111H7V108L5 107L4 108ZM57 106V107H56ZM61 108H60V107ZM109 106V107H108ZM122 106H124V107H122ZM177 106V107H176ZM190 106V105H189ZM198 106H199V108H198ZM215 107H217V108H219V107H221V108H219V110L220 109H223V110H220V111H223L224 112V114H225V111H224V107L225 106H216V105H214ZM231 106H234V105H231ZM247 106H249V107H247ZM32 107H34V108H32ZM74 107V108H73ZM111 107H112V109H111ZM121 108V111H119V109H117V108ZM130 107V110H131V105L129 106ZM142 107V108H141ZM149 107H151V106H149ZM255 108V109H253V108ZM262 107V108H261ZM38 108H40V109H38ZM59 108V109H58ZM68 108H73L72 110H70V111H73V113L72 114H70L71 112H67L68 110ZM77 108V109H76ZM109 108V109H108ZM115 108V109H114ZM124 108V109H123ZM133 108V107H132ZM185 108V107H184ZM183 108V109H184ZM193 109H194V107H192ZM229 108V107H228ZM228 108H226V109H228ZM231 108H233V113H235V116H236V114H237V116H239V114L241 113V112H237L238 110H237V108H235V106L234 107H231ZM238 108H240V107H238ZM10 109H12V110H10ZM17 109V110H16ZM18 109H20V110H18ZM38 109V110H37ZM62 109H66V110H63L64 112H62L61 110ZM83 109H85V110H83ZM91 109V108H90ZM102 109H104V111H107L106 113L107 114H103L104 112H102ZM118 111H117V110ZM133 109H135V108H133ZM132 109V110H133ZM152 109V108H151ZM150 109V110H151ZM162 110H160V108H159V110L160 111H163V108H161ZM180 109V108H179ZM178 109V110H179ZM225 109V110H226ZM241 109H243V108H240V110ZM1 110V109H0ZM1 110V111H2ZM13 110H15V111H13ZM22 110V111H21ZM122 110H124V112L122 111ZM126 110V111H125ZM153 110V109H152ZM158 110V109H157ZM167 110V109H166ZM214 110V114L216 115L217 113H215V108L213 109ZM237 110V111H236ZM239 110V111H240ZM247 110H249V111H247ZM250 110H252V111H250ZM5 111H4V113H5ZM9 111H10V113H9ZM17 111H19V112H17ZM49 111V112H48ZM52 111V112H51ZM75 111V112H74ZM76 111H78V113H76ZM108 111H110V112H108ZM135 111V110H134ZM138 111V110H137ZM145 111V110H144ZM179 111H181V110H179ZM193 112H196V111H194V110H192ZM234 111H236V112H234ZM257 111V114L258 115H261L260 113H263L264 114V111H262V112H258ZM3 112V111H2ZM12 112H14V114H12ZM41 112V111H40ZM55 112V113H54ZM63 113V114H61V113ZM65 112H67V113H65ZM114 112H117V113H115L114 114ZM120 112V113H119ZM122 112V113H121ZM155 112V111H154ZM203 112H206V113H203ZM211 112V111H210ZM3 113V114H4ZM19 113H21V115L19 114ZM69 113V114H68ZM74 113L76 114V115H74ZM113 113V114H112ZM130 115H129V114ZM138 113H141V111H138L137 112V114ZM143 113H146V112H143ZM158 113H160V112H158ZM213 113L211 112V114L213 115ZM227 113H228V111H227ZM256 113V112H255ZM5 114V115H6ZM54 114V115H53ZM80 114V115H79ZM134 114V113H133ZM132 114V115H133ZM242 114V116L241 117H246V116H248V115H243ZM251 114V113H250ZM56 115V116H55ZM60 115H63L64 117H62V116H60ZM78 115V116H77ZM81 115H82V118H81ZM108 115V116H107ZM155 115V114H154ZM253 115V114H252ZM251 115V116H252ZM45 116V117H44ZM49 116H51V117H49ZM54 116V117H53ZM121 116V115H120ZM137 116V115H136ZM140 116V115H139ZM143 116V117H142ZM144 116H148L147 118H148V122H147V119H142V118H144ZM228 116H229V114H228ZM234 116V115H233ZM233 116H232V118H233ZM40 117H39V119H40ZM56 117V118H55ZM57 117H59V118H57ZM64 118V119H66V120H62V118ZM67 117V118H66ZM68 117H71V118H68ZM77 117H78V119H77ZM111 117V116H110ZM126 117V118H127ZM138 117V116H137ZM151 117V118H150ZM155 119H154V118ZM157 117H158V120H156L157 119ZM152 116V114H150V115H145V114H142L141 115V117H139L140 118V121H144L146 124H144L145 125V127H147V128H150L149 126H150V124H154V125H152V127H153V129L151 128V129H148L149 131L150 130H152V132L150 133V134H152V136H154L155 134H157L156 136H158V135H161V136H158V137H161V138H159V140L157 139L158 137H150L149 139H146L147 141H149V140H152V142H153V144L155 145V147H156V149H157V146L158 145H160L162 142V144L163 145H166V146H163L162 145V147L161 146H159L158 148H163V147H166L165 149H162V150H164V152H166L167 150H169V151H172L174 148L176 149V147H177V144L179 143L178 142V140H180L179 138H178V136H180L181 137V135L179 134V135H171L173 132H171L172 131V129H171V131H170V128H171V123L174 121V120H172V122H166L165 123V121L166 120H162V119H160L159 117L160 116ZM262 117H264V116H262ZM3 118H4V116H3ZM20 118H22V120L23 121H18V119H20ZM44 118H46V119H48V120H45ZM85 118V119H84ZM96 118V117H95ZM115 118H117V119H115ZM231 118V119H232ZM247 118V117H246ZM251 118H253V117H251ZM259 118H261V117H259ZM9 119V120H8ZM59 119H61V120H59ZM154 119V120H153ZM185 119H187V118H185ZM205 119H206V117H205ZM205 119H200L199 121H201V120H204V123H202V122H200V123H202L201 125H200V123H198L197 121L196 122H193L192 124H196V125H191L190 126V124L188 123V122H186V121H188V120H184L185 122L183 123V122H180V121H183V120H178L179 122H174L175 123V125L177 126L179 123H182V124H184V125H186V123L189 125V127L188 126H186V129L187 128H189V129H187V131H189V132H191V131H193L192 129H190L191 127L193 128L194 127V130H196V132H194L195 133V135H196V138H200V135L202 136V138H204V134L202 133V134H199V133H201V132H204V127H201V126H206V124H208L207 126L209 127V126H211V128L213 127L212 125L213 124H211V125H209L210 123L209 122H211L210 120H207V121H209V122H205ZM229 119V118H228ZM227 119V120H228ZM244 119V118H243ZM248 119H250L249 118V116H248V118L247 119H244V120H246V121H248V122H246V121H244L243 120V123L241 124V125H244V124H246V125H244L243 127L245 128L247 125L249 126L250 124L252 125H254V123H250V124H247V123H249V122H251L252 120L250 119V120H248ZM263 119V118H262ZM262 119L260 120V121H262ZM25 120H26V118H25ZM81 122V123H79V121ZM192 120V119H191ZM191 120H189V122H191ZM212 120V119H211ZM235 120V119H234ZM236 120H238V119H236ZM254 120H256L255 118H254ZM1 121H3L2 122V125L4 124V120H2L1 119ZM14 121H16V122H14ZM28 121V120H27ZM27 121H25V122H27ZM67 121H70V122H67ZM83 121V122H82ZM85 121H87V126H86V122ZM94 121H96V119H94ZM114 121H116V122H114ZM133 120H131V121H129V122H131V123H134V122H132ZM143 121H142V124H143ZM152 121H153V123H152ZM155 121V122H154ZM157 121H159L158 123H157ZM160 121H161V123H160ZM219 121V123H217L216 121H212V122H215V125H217V124H220V127H221V131H224V130H222V128H223V123L222 122H220V120H218ZM238 121H242V120H238ZM11 122V121H10ZM51 122V123H52ZM91 122H93V123H91ZM122 122V123H123ZM245 122V123H244ZM256 122H258V121H256ZM19 123V124H18ZM71 125V126H69V124ZM72 123H74V124H72ZM76 123V124H75ZM96 123V124H95ZM163 123H165V124H163ZM173 123V124H174ZM177 123V124H176ZM240 123V122H239ZM5 124H7L6 123V121H5ZM12 124V125H11ZM38 124H41V122L40 123H38ZM78 124V125H77ZM101 124V123H100ZM108 124H110L109 126H108ZM129 124V123H128ZM134 124L135 125H137L136 126V128H135V131L133 130L130 134H128L127 132L128 131H131L132 129H130V128H132V127H135L134 126ZM134 124H132V126H130V127H127V128H129L128 130H126L125 132H124V128H126V125L124 124V128L123 129H121V127L119 128V130H123V132L121 131V133H119V132H117V133H119V134H123L121 137H124V134H126V138L130 141V140H132V141H130V142H128V140H126V138L124 137V139H122L121 137H119V138H121V139H118V142H120L119 144H121V142H123L122 144L123 145H127L128 144V146H126V148H124V146L122 147V148H124V149H127L128 147H129V145L130 144H132L133 143V145H131V148L132 149H134L133 147H135V146H137V147H142V148H138V149H134V150H132V149H127L128 151H130V152H126L127 154H130V153H134V151H136V150H139L140 152L141 151H144V153L142 154V153H139V155L140 154H142L143 156L144 155H147L146 157H152L153 156V158H152V160L154 161V160H157L156 162H158V160H160V159H157L156 158V156L153 154V153H151L152 154V156H149V150H146V148L147 149H149L148 147H149V145H148V147H147V145L145 144V142L146 141H144L143 139H141V141L142 142H140L138 139H140V138H142V135H143V138H148V136H151V135H148L149 133L148 132H146V133H148V134H145L142 130H138L139 129V127H138V124H136V123H134ZM147 124H149V125H147ZM157 126H156V125ZM161 124H163V125H161ZM170 126H169V125ZM197 124H199V125H197ZM237 125H239L238 123H236ZM256 124V123H255ZM259 124V126L261 127V125H260V123H258ZM257 124V125H258ZM8 125V124H7ZM17 125H19V126H17ZM76 125V126H75ZM93 125L95 126V127H97V129L100 127V129L99 130H101V131H99V133H98V131L95 133V131L97 130V129H95L94 128V133H93V131L91 130H89V128L91 127V128H93ZM168 125V126H167ZM180 125V124H179ZM184 125H182L181 127L180 126H178V127H180V129H182V127H183V129H185L184 127ZM236 125V126H237ZM240 125V126H241ZM263 125V124H262ZM5 126V125H4ZM39 126V125H38ZM42 126V125H41ZM65 126V127H66ZM82 126H86V127H82ZM120 126V125H119ZM129 126V125H128ZM158 126H161L162 128H163V131L161 130V129H159V128H157V129H154L155 127H158ZM264 126V125H263ZM262 126V127H263ZM46 127V128H45ZM75 127H77V128H75ZM89 127V128H88ZM168 127V128H167ZM203 128L204 130H202L201 131V128ZM218 127H219V125H218ZM239 127V126H238ZM243 127L242 128H240V129H238L239 131H240V133H241V130L243 129ZM253 127V126H252ZM255 127H258V126H255ZM261 127V128H262ZM84 128V129H83ZM126 128V129H127ZM206 129H207V127H205ZM231 128H233V127H231ZM247 128H249V127H247ZM254 128V127H253ZM253 128L250 130V132L251 131H254L253 130ZM14 129H17V130H14ZM57 129V131L55 132V135H57V136H59V134H61L60 133V131ZM85 129H87V130H85ZM104 129V131H102ZM108 129H110V128H108ZM136 129H137V131H136ZM169 129V133H167L168 131H166V130H168ZM225 130H226V132H228V134L229 133H231V132H229V130H231V129H228V127L227 128H224ZM236 130H237V127L235 128ZM54 130H56V129H54ZM76 130V131H77ZM83 130H85V131H83ZM153 130L155 131V132H153ZM191 130V131H190ZM198 130H200V131H198ZM207 130H210V129H207ZM207 130H205V131H207ZM245 130H246V128H245ZM256 130V129H255ZM260 130V129H259ZM64 131V130H63ZM107 131V132H106ZM142 131V133H140V134H138L139 132H141ZM186 131V132H187ZM243 131V130H242ZM248 131V132H247ZM44 132V131H43ZM46 132V131H45ZM50 132V131H49ZM67 132H69V131H67ZM101 132H105L104 133V135H103V133H101ZM137 133V134H133V135H137L138 137H136L135 139L133 138L134 136L133 135H131L132 133ZM157 132H159V133H157ZM208 132V131H207ZM234 132H236V131H233L232 133H234ZM245 133L244 134H246V133H249V129L248 130H246V131H244ZM88 134V135H86V134ZM160 133H162V134H164V135H162V134H160ZM206 133V132H205ZM212 133V132H211ZM211 133H209V134H211ZM237 133V135H238V132H236ZM239 133V134H240ZM252 134L253 133H255V132H251ZM45 135H46V133H44ZM53 134V133H52ZM91 134V135H90ZM95 134H102L103 136H106V138L107 137H110V140L111 141H109V138H107V140L105 139V141L107 142V143H105V141H104V139H103V142L104 143H100V141H101V138L99 137V136H96V138H98V139H95V140H99V142H97L96 141V143H95V141H92L94 138H92V136L93 135H95ZM106 134V135H105ZM142 134V135H141ZM166 134H169V135H166ZM189 134V133H188ZM209 134H206V135H209ZM215 134V133H214ZM243 134V135H244ZM50 135V134H49ZM101 135V136H102ZM129 135V136H128ZM224 135H226L227 136V133L226 134H224ZM232 135V136H231ZM235 136V134H229V136L230 137H232V139L233 140H235L234 141V143L232 144L233 146L232 147H234V145H236L237 146V144H235V142L236 141H240L243 137H242V133L240 134V137H238V136H236L235 138H233L234 136ZM254 135V134H253ZM253 135H252V138H256V139H259L258 137H259V135L257 136V135H254L255 137H253ZM262 135V134H261ZM52 136H54V135H52ZM84 136H88V137H84ZM112 136V135H111ZM164 138H167V139H164ZM167 136V137H166ZM171 136H175V137H177L178 139H176V138H174V137H172L171 138ZM12 137V136H11ZM60 138H61V140L62 141H66V139L65 140H63V138H64V136H62L61 137V135L59 136ZM91 137V138H90ZM93 137H95V136H93ZM168 137H170V139H172V140H169L168 139ZM206 137V136H205ZM212 137H214V136H212ZM218 137H219V135H218ZM225 137V136H224ZM223 136H222V138H224ZM239 138V140H237L238 138ZM242 137V138H241ZM261 137V136H260ZM264 137V136H263ZM44 138V137H43ZM48 138V137H47ZM55 138V137H54ZM60 138H56V139H60ZM71 138H73L74 139V136L73 137H71ZM89 138V139H88ZM152 138H154V139H156L155 141H153V139ZM163 138V139H162ZM207 138V137H206ZM229 138V137H228ZM241 138V139H240ZM246 138H248V137H246ZM252 138L250 139V138H248V139H250V141H248V140H246V139H242V141H247V143H253V144H250V147H251V145H254V143H257L258 142V140H256L255 142H253V140H252ZM70 139V138H69ZM86 139H88V140H86ZM177 140V141H174V140ZM207 139H209V138H207ZM41 140H43V139H40V142H41ZM45 140H46V138H45ZM52 140V139H51ZM120 140V141H119ZM134 140V141H133ZM167 140V141H166ZM184 140V139H183ZM194 141H197V139H193ZM192 140V138L190 139V141H185V142H183L182 143V140L180 141L181 142V144H179V145H183V146H187L188 145V147L191 145V144H193V141ZM201 140H203V139H201ZM199 141V142H202V143H197L195 146H197V148H195V146H194V148H195V151L196 150H198V149H200L201 151H200V153L201 152H205L206 151V145H204L203 143V141ZM211 140V139H210ZM44 141V140H43ZM53 141L54 140H52V143H53ZM70 141V140H69ZM73 141V140H72ZM85 141V142H84ZM136 141H138V142H136ZM212 141V140H211ZM229 141H232L231 139L229 140ZM261 141H264L263 139L261 140ZM21 142V141H20ZM37 142V143H35V144H38V145H36V146H34V147H38L39 146V148H41L40 149V151L41 150H43L42 148L44 147V145L45 146H47V148L49 149V147L52 145H47L46 143H48V142ZM51 141H49V143H50ZM55 142V141H54ZM91 142H93V143H91ZM102 142V141H101ZM115 142H117V138H116V141H114L113 143H115ZM126 142H128V143H126ZM134 142H136V144H134ZM156 142V143H155ZM158 142H161V143H158ZM172 142V143H171ZM175 144H174V143ZM190 142H192V143H190ZM11 143V142H10ZM14 143V142H13ZM23 143V142H22ZM40 143V144H39ZM55 143H58V142H55ZM60 143V142H59ZM66 143V145H67V141L65 142ZM70 143V142H69ZM130 143V144H129ZM137 143H139L140 144V146L139 145H137ZM166 143H169V144H166ZM189 143V144H188ZM238 143V142H237ZM244 142H242V144H243ZM246 143V144H247ZM260 143H262V142H260ZM260 143H257V144H255L253 147L257 150V151H255V149H251L249 146H248V148L250 149H248L246 146V144L245 145H241V146H244V147H242L241 149H243L244 148V150L246 149V152H248V153H251V152H254L255 151V153H251L253 156H254V158L256 157V158H258V159H262L261 160V162H260V164H261V166L262 167H260V169H261V171L262 170H264L263 169V167H264V156H260L259 157V153L261 152V147H264L263 145L264 144H260ZM264 143V142H263ZM21 144V143H20ZM28 144V143H27ZM54 144V143H53ZM60 144H62V143H60ZM73 144V143H72ZM115 144H117V143H115ZM145 144V146H143V145ZM157 144V145H156ZM170 144H172L173 146L174 145H176V147H174L172 150H170L171 148H172V146H170ZM229 144V143H228ZM231 144V143H230ZM230 144H229V146H230ZM11 145V144H10ZM40 145H43V147H41ZM79 145V144H78ZM78 145H76V146H78ZM81 145H80V147H81ZM135 145V146H134ZM200 145H204V146H200ZM258 146V149H257V146ZM14 146V145H13ZM21 146V145H20ZM24 146V145H23ZM28 146V145H27ZM32 146V145H31ZM64 146V145H63ZM70 146V145H69ZM76 146H70V147H73V148H71V149H69L70 151V153H72V154H76V152H78V151H80L81 153H83L81 150H82V147L81 148H79V150L78 151H76L74 148L76 147ZM90 146H86V148H88L87 150H89V148H90ZM113 146H115V145H113ZM168 146V147H167ZM182 146V147H183ZM201 148H200V147ZM215 146H217V144L215 145ZM260 146V147H259ZM33 147V148H34ZM53 146H51V148H52ZM65 147V146H64ZM79 147V146H78ZM84 147V146H83ZM144 147H146L145 148V150L148 152H146L145 150H143V148ZM192 147V146H191ZM199 147V148H198ZM218 147V146H217ZM14 148H16V147H14ZM32 148V147H31ZM38 148V149H39ZM86 148H84V149H86ZM97 148H99V147H97ZM106 148V147H105ZM105 148H103V149H105ZM108 148H106V149H108ZM116 148H120L119 147V145L116 147ZM121 148V149H122ZM168 148H170V149H168ZM193 148V149H194ZM204 148V149H203ZM17 149V148H16ZM48 149H45L46 151L48 150ZM65 149V148H64ZM72 149H74L75 150V152H72ZM81 149V150H80ZM102 149V150H103ZM104 150V151H107V152H110L112 149H114V148H110V150L108 149V150ZM123 149V150H124ZM179 149V148H178ZM187 148H183V151L184 150H186ZM235 149H237V150H240L238 147H236ZM3 150V149H2ZM38 151L37 149H33V151ZM50 150H52V149H49V151ZM67 150V149H66ZM93 150V149H92ZM100 150V148L98 149V151ZM120 150V149H119ZM126 150V151H127ZM159 150V149H158ZM157 150V151H158ZM264 150V149H263ZM14 151V150H13ZM35 151H34V153L33 154H35L34 156L35 157H38L39 158V160H40V158L42 159L43 158V156L42 155H40V156H42V157H40L39 156V154L40 153H35ZM91 150H89V151H87V153L88 152H90ZM96 151V150H95ZM101 151V150H100ZM121 151V153H125V152H122V150H120ZM175 151H177V149L176 150H173V152H171V153H173V154H171L172 156H174V158H173V160H172V158H171V161H175L174 159H177L178 158V156H177V154H174L175 153ZM189 151V150H188ZM194 151V150H193ZM193 151L192 152H190L189 154L190 155H194L193 154ZM258 151H259V153H258ZM2 152V151H1ZM7 152V151H6ZM21 152V151H20ZM19 152V153H20ZM44 152V156L46 157V158H48L46 155H45V151H43ZM114 152H115V150H114ZM113 151H111L110 152V154H107V153H105V152H102L101 154L103 155V158H104V155L107 157L108 155L110 156L111 155V153H113V154H115ZM136 152H138V151H136ZM211 152V151H210ZM209 152V154H211ZM212 152H214V154L216 153V155L215 156H217V154H221L222 152H220V153H217V149H214V148H212ZM237 152V151H236ZM241 152V151H240ZM11 153H13V152H11ZM17 153V152H16ZM24 153V152H23ZM30 153H31V151H30ZM91 153H93V151L91 152ZM90 153V154H91ZM94 153H96V152H94ZM99 153V152H98ZM98 153H97V155L96 156H99L98 155ZM105 153V154H104ZM119 154H121L120 152H118ZM146 153V154H145ZM159 153H163L161 150H159V152H157L156 154H158L159 155ZM177 153H178V151H177ZM181 153H183V154H181ZM181 153H179V156L181 155V156H186L185 154L186 153H184V152H181ZM4 154V153H3ZM18 154V153H17ZM28 154V153H27ZM33 154H32V158H34L33 157ZM36 154H38V155H36ZM42 154V153H41ZM71 154V155H72ZM127 154H125V155H123L124 156V158H125V156H127ZM202 154V153H201ZM208 154V155H209ZM213 154V155H214ZM238 154H241V153H238L237 152V155ZM261 154H264L263 153V151L261 152ZM10 155V154H9ZM13 155H16L15 153H13ZM24 156H25V154H23ZM31 155V154H30ZM65 155H66V153H65ZM81 155H85V154H81ZM89 155V154H88ZM87 155V156H88ZM122 155V154H121ZM121 155H119L118 157H114V159H117V158H120L121 159ZM132 155H134V154H130L129 156H132ZM157 155V156H158ZM207 155V156H208ZM242 155V154H241ZM21 156H22V154H21ZM29 156V155H28ZM73 156H75V155H72V157ZM115 156H116V154H115ZM138 156V155H137ZM141 156V155H140ZM167 156V155H166ZM177 156V157H176ZM180 156V157H181ZM219 156V155H218ZM221 156V155H220ZM2 157V156H1ZM8 157V156H7ZM11 157V156H10ZM20 157V156H19ZM31 157V156H30ZM76 157V156H75ZM74 157V158H75ZM83 157V156H82ZM128 157V156H127ZM136 157V156H135ZM168 157V156H167ZM183 157H181V158H183ZM203 157V156H202ZM245 157V156H244ZM5 158V157H4ZM9 158V157H8ZM25 158V157H24ZM44 159V160H47V159ZM77 158V157H76ZM75 158V159H76ZM85 158V157H84ZM95 158V157H94ZM108 158V157H107ZM106 158V159H107ZM111 159H112V156L110 157ZM128 158H130V159H135V158H131V157H128ZM127 158V159H128ZM143 158V157H142ZM154 158H156V159H154ZM160 158V157H159ZM185 158V157H184ZM209 158V157H208ZM211 158V157H210ZM23 159V158H22ZM72 159V158H71ZM88 159V158H87ZM119 159V160H120ZM140 158H138V160H139ZM144 159H146L145 157H144ZM197 159V158H196ZM196 159H193L194 161H198V160H196ZM216 159H218V157H215L214 158V160L216 161ZM257 159V160H258ZM4 160V159H3ZM35 160V159H34ZM67 160V159H66ZM103 159H101L100 161H102ZM109 160V159H108ZM135 160H137V158L135 159ZM135 160H134V163H135ZM147 160V159H146ZM151 159H149V161H150ZM220 160V159H219ZM219 160H217V162H219ZM244 160V159H243ZM247 160V159H246ZM1 161V160H0ZM11 161V160H10ZM43 161V159L42 160H40L39 162H41V164H39L40 166H43V164L46 162H42ZM48 161H50V160H48ZM81 161H83V160H81ZM88 161V160H87ZM99 161V162H100ZM104 161H106L105 160V158H104ZM104 161H103V163H104ZM116 161V160H115ZM122 161H129V162H131V160H121V162ZM145 161V160H144ZM148 161V162H149ZM188 161V160H187ZM247 161H249L250 162V160H247ZM247 161H243V162H247ZM260 161V160H259ZM2 162V161H1ZM13 162V161H12ZM24 162H26V161H24ZM28 162H30V161H28ZM32 162V161H31ZM72 162H74L73 160H72ZM110 162V161H109ZM112 162H114V161H112ZM120 162V163H121ZM142 162V161H141ZM150 162H152V161H150ZM149 162V163H150ZM163 161H162V158H161V160H160V163L161 164H163V166H165V167H163V166H157V167H159V168H161V167H163V168H166V167H168L167 165H165L164 163H162ZM182 163V169H184V170H186L185 172L189 175V171H190V168H193V166L192 165H190V164H188L190 167H186V163H188V162H185V161H181V159L180 160H178V161H176L175 162V164H181ZM183 162H185V163H183ZM193 162V161H192ZM191 162V163H192ZM249 162H247L249 165H251ZM255 162H257V161H255ZM32 163H34L35 164V162H32ZM37 163H38V160H37V162H36V165H37ZM53 163H56V162H53ZM65 164H66V161L64 162ZM103 163H100V164H102L103 165ZM116 163V165L117 164H120V163H118V161L117 162H115ZM138 163H140V162H137V164ZM144 163V162H143ZM148 163V164H149ZM159 163V162H158ZM158 163H152V166H154L153 164H158ZM212 163H214V162H212ZM263 163V164H262ZM20 164V163H19ZM18 164V165H19ZM46 165H47V167L48 166H50V165H48L49 164V162L48 163H45ZM52 164V163H51ZM56 164H60V163H56ZM55 164V165H56ZM71 164L72 163H70V164H68V165H70V166H68L67 165V167H68V169H69V167H71ZM84 164V163H83ZM90 164V163H89ZM98 164V163H97ZM109 163H107V164H105L106 166L108 165ZM128 164H130V165H134V164H132V162L131 163H125V165L124 164H120V165H123V166H127ZM146 164V163H145ZM175 164H173V166L172 165H170L171 167H174L175 166ZM183 164L185 165V166H183ZM192 164H195V163H192ZM209 164V163H208ZM10 165H13V164H11L10 163ZM54 165V164H53ZM55 165L53 166V167H55ZM85 165V164H84ZM110 165H111V162H110V164L108 165V167H110ZM150 165V164H149ZM205 165H206V163H205ZM210 165H212L211 163H210ZM209 165V166H210ZM2 166V165H1ZM28 166H29V164H28ZM60 166H62V165H60ZM65 166V165H64ZM72 166H74V165H72ZM79 166H80V162H79ZM88 166H91V165H88ZM88 166H86V167H88ZM94 166V165H93ZM97 166V165H96ZM134 166H136V165H134ZM133 166V167H134ZM179 167H181L180 165H178ZM208 166V165H207ZM208 166V167H209ZM214 165H212V166H210V168H214L213 167ZM19 167V166H18ZM17 167V168H18ZM23 167V166H22ZM21 167V169H24V168H22ZM34 167V166H33ZM57 167V166H56ZM81 167V166H80ZM100 167V166H99ZM151 167V166H150ZM186 167V168H185ZM194 167H196V166H194ZM251 167H253V166H251ZM26 168V167H25ZM59 168V167H58ZM82 168V167H81ZM92 168V167H91ZM124 168V167H123ZM127 168H128V166H127ZM129 168H131L130 166H129ZM135 168V167H134ZM170 167H168L167 169H164V170H168ZM256 167H254V171L257 173L258 171H256V169H255ZM2 169V168H1ZM0 169V170H1ZM5 169H7L6 167H5ZM30 169V168H29ZM32 169V168H31ZM41 169V168H40ZM51 169V168H50ZM55 169V168H54ZM67 169V168H66ZM73 169V168H72ZM89 169V168H88ZM106 169H107V167H106ZM150 169V168H149ZM156 169L157 168H153L152 167V170H154L153 172H156L157 173V171H156ZM196 168H193L192 170H195ZM202 169H203V171H204V169L205 170H207L208 172H210L208 169H207V167L206 168H204V166L202 167ZM215 169H216V167H215ZM215 169H212V170H215ZM8 170V169H7ZM13 170H15V169H13ZM64 170V169H63ZM83 170H84V167H83ZM92 171V169H89V171ZM101 170V169H100ZM107 170H109V171H107V173L108 172H112V171H110V169H107ZM121 171H124V170H122V169H120ZM132 170V169H131ZM131 170H130V172H131ZM159 170V169H158ZM188 170V171H187ZM2 171H3V169H2ZM23 171V170H22ZM38 171V170H37ZM71 171V170H70ZM74 171H75V169H74ZM82 171V170H81ZM114 171H115V169H114ZM121 171L119 172V173H121ZM139 171V170H138ZM138 171H136V173L138 172ZM146 171V170H145ZM161 171H163V170H161ZM195 171H197V170H195ZM195 171H191V172H195ZM198 171H199V169H198ZM206 171V172H207ZM216 171V170H215ZM66 172H68V170L66 171ZM73 172V171H72ZM88 172V171H87ZM160 171H158V173H157V175H159V176H157V175H155V176H157V177H160V176H162V172H160ZM167 173V175L168 176H171V175H169V174H171V172L170 173H168V171H166ZM263 172V171H262ZM38 173V172H37ZM83 173V172H82ZM82 173H80L81 175H82ZM86 173V172H85ZM93 173V172H92ZM97 173V171L94 173V174H96ZM101 173V172H100ZM102 173H105L106 174V178H108V176H109V174L110 173H106V170H105V172H102ZM132 173V172H131ZM130 173V174H131ZM145 173V172H144ZM164 173V172H163ZM204 173V172H203ZM216 173H217V171H216ZM4 174V173H3ZM7 174V173H6ZM48 174V173H47ZM53 174V173H52ZM72 174V173H71ZM88 174V173H87ZM114 174V173H113ZM122 174V173H121ZM137 174H139V176H140V179L141 178H144V176L143 177H141V175H140V172L139 173H137ZM192 174V173H191ZM195 174V173H194ZM194 174H193V176H194ZM205 175L207 174V173H204ZM39 175V174H38ZM67 175H69L70 176V172L67 174ZM74 175V174H73ZM96 175H98V174H96ZM108 175V176H107ZM154 175V174H153ZM152 175V176H153ZM164 175V174H163ZM167 175H165V178L166 179H168V181H170L171 182V184L174 186V185H178V181L176 182V184H174L173 182H172V180L175 182L176 180H174L172 177H169V178H167L168 176ZM211 175H215V176H213L212 178H214V177H216L217 175L215 174V173H211ZM63 176V175H62ZM66 176V175H65ZM84 176V175H83ZM100 176V175H99ZM103 176H105L104 174L102 175V176H100L101 178H103ZM128 176V175H127ZM172 176H176L174 173L172 174ZM190 176V175H189ZM197 176V175H196ZM196 176H194L195 178H196ZM201 176H203L202 177V179H205V177H204V175L203 174H201ZM200 176V177H201ZM259 176V175H258ZM264 176V175H263ZM64 177V176H63ZM88 176L86 175V178H87ZM97 177V176H96ZM119 177V176H118ZM136 177V176H135ZM138 177V176H137ZM180 178H181V176H179ZM60 178V177H59ZM66 177H64V179H65ZM75 178V177H74ZM86 178H84V179H86ZM98 178V177H97ZM101 178H99V179H101ZM112 178V177H111ZM114 178V177H113ZM172 179V180H169V179ZM189 178H191V176L189 177ZM216 178H218L219 179V177L217 176ZM216 178H214V179H216ZM4 179V178H3ZM40 179V178H39ZM49 180H50V178H48ZM53 179H56V178H53ZM61 179V181L62 182H65L64 180H62V178H60ZM135 179V178H134ZM133 179V180H134ZM140 179H138V180H140ZM160 179H162V178H160ZM179 179V178H178ZM177 179V180H178ZM182 179V178H181ZM217 179V180H218ZM225 179H227V178H225ZM229 179V178H228ZM38 180V179H37ZM68 180H70V178H68ZM107 180V179H106ZM111 180V179H110ZM123 180V179H122ZM141 180H143V179H141ZM191 180V179H190ZM195 180V179H194ZM193 180V181H194ZM200 181H201V183H204V181L202 182V180L201 179H199ZM210 179H208V181H209ZM30 181V180H29ZM40 181V180H39ZM60 181V182H61ZM102 181V180H101ZM105 181V180H104ZM103 181V182H104ZM112 181V180H111ZM121 181V180H120ZM152 181V180H151ZM160 181V180H159ZM167 182L168 183V181H166V180H163L162 181V183H160L158 186H162V184H164L165 182ZM183 181V180H182ZM213 181V180H212ZM218 181H220V180H218ZM217 181V182H218ZM230 181H232L231 179H230ZM38 182V181H37ZM42 182V181H41ZM66 182H67V179H66ZM74 182V181H73ZM99 181H97L96 183H98ZM108 182V181H107ZM110 182V181H109ZM113 182V181H112ZM111 182V183H112ZM130 182V181H129ZM164 182V183H163ZM188 182V180L186 181V183ZM195 182V181H194ZM210 182H211V180H210ZM220 182H222V181H220ZM223 182H225V184L224 185H226V189H227V186H229V187H231L230 188V190H231V192H233L232 190H234L232 187V183H235V182H232L230 185H229V183H227V182H229V181H223ZM222 182V183H223ZM258 182H264V179H262V181L261 180H258ZM58 183H59V181H58ZM79 183V182H78ZM132 183V182H131ZM139 183H141V182H139ZM179 183H180V181H179ZM192 184H193V182H191ZM213 183L216 185H218V183H215L214 181H213ZM222 183H219V184H222ZM35 184H36V182H35ZM49 184V183H48ZM53 184H55V183H53ZM76 184V183H75ZM110 183H108V185H109ZM118 184V183H117ZM144 183H141V186L143 185ZM146 184V183H145ZM144 184V185H145ZM168 184H170V183H168ZM168 184H166V185H168ZM210 184V183H209ZM214 184H211V186H214ZM242 184V183H241ZM241 184H239L241 187H242V185ZM28 185V184H27ZM72 185V184H71ZM71 185H69L68 184V186H70V187H68V189H70V188H73ZM98 185H99V183H98ZM131 185V184H130ZM150 185V184H149ZM171 185V186H172ZM190 185V184H189ZM194 185V184H193ZM196 185H200L199 183L198 184H196ZM261 185H264V184H261L260 183V185H259V187L261 186ZM32 186V184H30V188H32L31 187ZM41 186H42V184H41ZM63 186H65V185H63ZM103 186V185H102ZM110 186V185H109ZM117 186V185H116ZM118 186H120V185H118ZM122 186V185H121ZM124 186V185H123ZM137 186V185H136ZM195 186V185H194ZM193 186V187H194ZM203 186V185H202ZM83 187H84V185H83ZM105 187V186H104ZM108 187V186H107ZM111 187V186H110ZM127 187V186H126ZM143 187V186H142ZM142 187H139V188H142ZM163 187V186H162ZM161 187V188H162ZM214 187H216V186H214ZM219 187V186H218ZM241 187H239V189H242ZM43 188V187H42ZM62 188V187H61ZM65 188V187H64ZM117 188V187H116ZM115 188V189H116ZM124 188V187H123ZM122 188V189H123ZM136 188V187H135ZM139 188L137 189V191L139 190ZM150 188V187H149ZM160 188V191L162 190ZM168 187L166 186V189H167ZM181 188V187H180ZM179 188V189H180ZM201 188V187H200ZM205 188H208V187H205ZM213 188V187H212ZM220 188H222V187H220ZM220 188L219 189H217V190H219V192H222V191H225V190H223V189H221L222 191H220ZM224 188V187H223ZM256 188H258V187H256ZM44 189V188H43ZM48 189V188H47ZM63 189V188H62ZM62 189H61V191H62ZM107 189V188H106ZM110 189V188H109ZM134 189V188H133ZM164 189H165V187L163 188V190L162 191H164ZM165 189V190H166ZM214 189V188H213ZM246 189V187H244V190ZM260 189V188H259ZM1 190V189H0ZM40 190V189H39ZM74 190V188L72 189V191ZM119 190L120 189H118L117 190V192H119ZM175 190V189H174ZM199 190V189H198ZM229 190V189H228ZM229 190V191H230ZM237 190V189H236ZM258 190V189H257ZM261 190H263V189H261ZM260 190V191H261ZM55 191V190H54ZM53 191V192H54ZM60 191V190H59ZM89 191V190H88ZM106 191V190H105ZM128 192H129V190H127ZM135 190H133V192H134ZM178 191V190H177ZM176 191V192H177ZM202 191V190H201ZM235 191V190H234ZM259 191V190H258ZM43 193H44V190L42 191ZM124 192V191H123ZM146 192H149V191H146ZM176 192H174V193H176ZM215 192H216V189H215ZM219 192H218V194H219ZM228 192V191H227ZM2 193H3V191H2ZM31 193V192H30ZM52 193V192H51ZM62 193V192H61ZM104 193V192H103ZM116 193V192H115ZM114 193V194H115ZM131 193V192H130ZM160 193V192H159ZM179 193V192H178ZM195 193V192H194ZM200 193V192H199ZM210 193H213V192H210ZM223 193H226V192H223ZM260 193H262V194H264V191L263 192H260ZM71 194H72V192H71ZM87 194V193H86ZM85 194V195H86ZM105 194V193H104ZM149 194V193H148ZM158 194V193H157ZM216 194V193H215ZM233 194H234V192H233ZM235 194H237V193H235ZM3 195H5L4 193H3ZM61 195V194H60ZM73 195V194H72ZM88 195H90V194H88ZM109 195H111V194H109ZM121 195V194H120ZM122 195H123V193H122ZM125 195V194H124ZM128 195V194H127ZM159 195V194H158ZM169 195H171V194H169ZM175 195V194H174ZM178 194L176 193V196H177ZM181 195H182V193H181ZM208 195V194H207ZM228 195V194H227ZM241 196H239L238 195V197H240V198H243L244 196H242V194H240ZM2 196V195H1ZM7 196V195H6ZM9 196V195H8ZM61 196H63V195H61ZM74 196L75 195H73V196H71L70 198H74ZM92 196V195H91ZM98 196V195H97ZM104 196V195H103ZM106 196H108V195H106ZM106 196H104V197H106ZM115 196H117V195H115ZM260 196H261V194H260ZM259 196V197H260ZM76 197V196H75ZM118 197V196H117ZM117 197H115V198H113V199H116ZM125 197V196H124ZM123 197V198H124ZM149 197V196H148ZM151 197V196H150ZM159 197H160V195H159ZM166 197H168V196H166ZM178 197V196H177ZM177 197H175V198H177ZM209 197V196H208ZM208 197H206V198H208ZM216 197V196H215ZM237 197V198H238ZM259 197H257V198H259ZM4 198H5V196H4ZM46 198V197H45ZM44 198V199H45ZM58 198V197H57ZM66 198V197H65ZM99 198V197H98ZM97 198V199H98ZM107 198V197H106ZM180 198V197H179ZM178 198V199H179ZM221 198V197H220ZM2 199V198H1ZM6 199V198H5ZM69 199V198H68ZM76 199V198H75ZM109 199H111V198H109ZM126 199V198H125ZM128 199V198H127ZM147 199V198H146ZM165 199V198H164ZM185 199V198H184ZM190 199V198H189ZM228 199V198H227ZM226 199V200H227ZM235 200V198H229V200H231L230 201V204L233 202L232 200ZM244 199V198H243ZM67 200V199H66ZM122 200V199H121ZM132 199H130V201H131ZM163 200V199H162ZM213 200V199H212ZM238 200V205H236V209L238 210V207H242V202H241V204L239 203L240 202V199H237ZM245 200V199H244ZM258 199H254V201L258 204V202L259 201H257ZM45 201H46V199H45ZM52 201H54V200H52ZM62 201V200H61ZM74 201V200H73ZM84 201V200H83ZM111 201H113V200H111ZM115 201V200H114ZM119 201V200H118ZM134 201H136V204H137V200H136V198H135V200ZM175 201H177V199L176 200H174V202ZM205 202H206V199L204 200ZM210 201L211 200H209V203H210ZM219 201H221V200H219ZM236 201V200H235ZM251 201H253V200H251ZM253 201V202H254ZM63 202V201H62ZM67 202V201H66ZM110 202V201H109ZM139 202V201H138ZM166 202V201H165ZM178 202V201H177ZM202 202V201H201ZM213 202V201H212ZM224 202V201H223ZM245 202L247 203L248 201L247 200H245ZM6 203V202H5ZM60 203V202H59ZM85 203V202H84ZM132 203V202H131ZM134 203V202H133ZM148 202L146 201V203L145 204H147ZM157 203V202H156ZM228 203V202H227ZM226 203V204H227ZM262 203H264V201L262 202ZM65 204V203H64ZM70 204V203H69ZM80 204V203H79ZM116 204V203H115ZM136 204H134V205H136ZM188 204H189V202H188ZM202 204V203H201ZM207 205H208V203H206ZM250 204V203H249ZM251 204H254V203H252L251 202ZM67 205V204H66ZM71 205V204H70ZM108 205H109V203H108ZM111 205H112V203H111ZM119 205H120V202H119ZM128 205V204H127ZM133 205V204H132ZM140 205V204H139ZM139 205H136V206H133L134 208H136V207H138ZM150 205V204H149ZM186 205V204H185ZM246 205V204H245ZM259 205V204H258ZM257 205V206H258ZM262 205V204H261ZM264 205V204H263ZM10 206H12V205H10ZM9 206V207H10ZM48 206V205H47ZM152 206V205H151ZM166 206H167V208H168V205H165V208H166ZM174 206V205H173ZM172 206V207H173ZM224 206V205H223ZM229 206V205H228ZM234 206V205H233ZM251 206H253V205H251ZM16 207V206H15ZM66 207V206H65ZM72 207V206H71ZM70 207V208H71ZM121 206H118L117 208H120ZM130 207V206H129ZM128 207V208H129ZM143 207V209H148V207H145L144 208V206H142ZM175 207V206H174ZM179 207V206H178ZM190 207V206H189ZM198 207H199V205H198ZM207 207V206H206ZM208 207H210V206H208ZM230 207V206H229ZM248 207H249V205H248ZM255 207V206H254ZM253 207V208H254ZM263 207V206H262ZM6 208H7V206H6ZM73 208V207H72ZM141 208V207H140ZM150 208V207H149ZM164 208V207H163ZM166 208V209H167ZM171 208V207H170ZM169 208V209H170ZM180 208V207H179ZM183 208V207H182ZM196 208V207H195ZM243 208V207H242ZM250 208V207H249ZM252 208V209H253ZM41 209V208H40ZM106 209V208H105ZM154 209V208H153ZM165 209V210H166ZM193 209V208H192ZM222 209V208H221ZM230 209V208H229ZM228 209V210H229ZM240 209L241 208H239V212H240ZM247 209V208H246ZM255 209V208H254ZM264 209V208H263ZM5 210V209H4ZM9 210V209H8ZM11 210V209H10ZM28 210V209H27ZM66 209H64V211H65ZM72 210V209H71ZM109 210V209H108ZM134 210H136V209H134ZM141 210V209H140ZM156 210V209H155ZM164 210V211H165ZM171 210H173V209H171ZM176 209H174V211H175ZM208 210V209H207ZM227 210V208L224 210L225 212H228V211H226ZM245 210V209H244ZM244 210H242V212H244ZM13 211V210H12ZM59 211H60V209H59ZM149 211H151V210H149ZM168 210H166V212H167ZM187 211V210H186ZM210 211V210H209ZM218 211V210H217ZM221 211V210H220ZM236 211V210H235ZM248 211H249V209H248ZM44 212V211H43ZM68 212V211H67ZM116 212H117V210H116ZM132 212V211H131ZM183 212H185V211H183ZM210 212H213V211H210ZM224 212V213H225ZM250 212H252V211H250ZM249 212V213H250ZM264 211H262V213H263ZM14 214H15V212H13ZM38 213H39V210H38ZM81 213H83V212H81ZM113 213H115V212H113ZM135 213V212H134ZM134 213H132L134 216L133 217H136L135 216V214ZM144 213H146V212H144ZM144 213H142L143 215H144ZM174 213V212H173ZM178 213V212H177ZM176 213V214H177ZM204 213H205V211H204ZM241 213V212H240ZM253 213V212H252ZM165 214H168V212L167 213H165ZM169 214L171 215V212H169ZM169 214H168V217H170L169 216ZM194 214V213H193ZM232 214V213H231ZM244 214H246V215H248V213H244ZM2 215V214H1ZM11 215V214H10ZM15 215H17V213L15 214ZM83 215H85V214H83ZM147 215V214H146ZM216 215V214H215ZM226 215H227V213H226ZM236 215V214H235ZM234 215V216H235ZM255 214L253 213V215H250V216H252V218H254V220H256V217L254 216ZM9 216V215H8ZM54 216V215H53ZM68 216V215H67ZM77 216V215H76ZM87 216V215H86ZM129 216H131V214H129ZM184 216H185V214H184ZM204 216V215H203ZM236 216H238V215H236ZM242 216V215H241ZM241 216H238L237 218L238 219H236V220H238V224H239V220H241V219H239V217H241ZM261 216V215H260ZM45 217V216H44ZM49 217H50V215H49ZM80 216H78V218H79ZM161 217V216H160ZM175 217H176V215H175ZM180 217V216H179ZM185 217H187V216H185ZM189 217V216H188ZM233 217V216H232ZM243 217H245V218H248V216H243ZM58 218V217H57ZM95 218V217H94ZM128 218H130V217H128ZM145 218V217H144ZM152 218V217H151ZM184 218V217H183ZM208 218H210V217H208ZM213 218H216L215 216H213ZM242 218V217H241ZM244 218V219H245ZM250 218V217H249ZM2 219V218H1ZM18 219V216H16V218H15V220H17ZM87 219V218H86ZM95 219H97V218H95ZM102 218H100L99 220H101ZM140 219V218H139ZM148 219V218H147ZM172 219V218H171ZM184 219H186V218H184ZM223 219V218H222ZM228 219H230L229 217H228ZM243 218H242V220L244 221V223H245V221L246 220H244ZM258 219V218H257ZM263 219V218H262ZM81 220V219H80ZM84 221H85V219H83ZM104 220V219H103ZM110 220H111V218L109 219V222H110ZM140 220H142V219H140ZM149 220V219H148ZM151 220V219H150ZM169 220H170V218H169ZM173 220V219H172ZM174 220H176V219H174ZM180 220V219H179ZM233 220V222H235L234 220V218L232 219ZM249 220V219H248ZM20 221V220H19ZM48 221V220H47ZM50 221V220H49ZM52 221V220H51ZM102 221V220H101ZM112 221V220H111ZM127 221H129V219L127 220ZM135 221V220H134ZM193 221H195L196 222V220H193ZM226 221V220H225ZM257 221V220H256ZM261 221H263L264 222V220H261ZM259 222L260 223V225H261V223H263V222ZM16 222V221H15ZM81 222V221H80ZM95 223H96V221H94ZM133 222V221H132ZM131 222V223H132ZM140 221H136V223H139ZM160 222V221H159ZM161 222H163V221H161ZM176 224H174V226H175V228H176V226H178L179 225V222H178V220H176ZM252 222V221H251ZM251 222H250V224H251ZM103 223H105L104 224V227H105V225L107 226V222H102V224ZM113 223V222H112ZM129 223V222H128ZM128 223H126V224H128ZM155 223V222H154ZM173 223V222H172ZM175 223V222H174ZM197 223V222H196ZM196 223H194V224H196ZM224 223V222H223ZM227 223V222H226ZM229 223V222H228ZM237 223H235V225L237 224ZM241 223H243V222H241ZM249 223V222H248ZM17 224H20V223H17ZM17 224H15V225H17ZM84 224H85V222H84ZM101 224V225H102ZM159 224V223H158ZM158 224H156V225H158ZM180 224H182V223H180ZM191 224H193V223H191ZM190 224V225H191ZM237 224V225H238ZM256 224H257V222H256ZM23 225V224H22ZM81 225H82V223H81ZM92 225H94V224H92ZM91 225V226H92ZM96 225V224H95ZM100 226V224H97V226ZM110 225V224H109ZM130 225V224H129ZM134 225H136V224H134ZM144 225H146V224H144ZM153 225H155V224H153ZM152 225V226H153ZM172 224H170V226H171ZM198 225V224H197ZM241 225V224H240ZM249 225V224H248ZM258 225V224H257ZM263 225V224H262ZM37 226V225H36ZM132 227H135V226H133V225H131ZM130 226V227H131ZM226 226H228V227H226ZM225 226V228L223 227V229L225 230H229V229H227V228H231V227H229V225L227 224ZM239 226V225H238ZM243 226V225H242ZM247 226V225H246ZM246 226H243V227H246ZM255 226V225H254ZM6 227V226H5ZM18 227H20L19 225H18ZM17 227V228H18ZM94 227V226H93ZM93 227H90L91 229H93ZM101 227V226H100ZM99 227V228H100ZM131 227V229H135V228H132ZM149 227V226H148ZM154 227V226H153ZM156 227V226H155ZM158 227H159V225H158ZM172 227V226H171ZM196 227H199V225L198 226H196ZM235 227V226H234ZM233 227V228H234ZM252 227V226H251ZM259 227V226H258ZM262 227H264V226H262ZM262 227H260V228H262ZM107 228H110L109 226H107ZM107 228H105L106 230H108ZM151 228V227H150ZM173 228V227H172ZM238 228V227H237ZM241 228V227H240ZM240 228H239V230H240ZM249 228V227H248ZM253 228V227H252ZM255 229H256V227H254ZM28 229V228H27ZM96 229V228H95ZM105 229H102L104 232H106L105 231ZM141 229H143V228H141ZM166 229V228H165ZM179 229H181V228H178V229H176V230H174V229H172L174 232L175 231H177V230H179ZM197 229V228H196ZM235 229V228H234ZM242 229V228H241ZM259 228H257V230H255L256 231V233H260L259 231H261L260 229L258 230ZM263 229V228H262ZM87 230V229H86ZM99 230V229H98ZM144 230V229H143ZM142 230V231H143ZM149 230H151V229H149ZM154 230V229H153ZM160 230H161V228H160ZM183 230V229H182ZM207 230V229H206ZM239 231L238 229H235L234 231H232V233H230V231L228 232V234L230 233L231 235L233 234V238H229L231 235H228L227 236V234H225L224 235V239H221V235L220 236H218L217 234V231H220L219 229L218 230H215L216 231V235L218 236V237H220L219 239L220 240H225L226 241V243H224V244H222L223 242H219L221 245H227V246H234V248L233 247H231L232 248V251L233 252H236V247H237V245L238 244H240V242L241 241H239V239L241 238L242 239V237H240V235H241V233L239 232V237H236V235H234V233H235V231ZM247 230V229H246ZM13 231H15V229L13 230ZM43 231V230H42ZM95 231V230H94ZM133 231V230H132ZM162 231V230H161ZM181 231V230H180ZM200 231V230H199ZM223 231V230H222ZM241 231V230H240ZM248 231H250V230H248ZM252 231H254V230H252ZM251 231V232H252ZM89 232V231H88ZM100 232V231H99ZM174 232H172V233H174ZM185 231H183V232H181L182 233V236H183V233H184ZM208 232V231H207ZM234 232V233H233ZM243 232V231H242ZM37 233H41V232H37ZM46 233V232H45ZM94 233V232H93ZM92 233V234H93ZM96 233V232H95ZM107 233H109V231H107ZM133 233H137V231H133ZM132 233V234H133ZM149 233V232H148ZM150 233H154V232H150ZM160 233V232H159ZM176 234L177 233H179V231L178 232H175ZM187 233V232H186ZM198 232L195 230V233L194 234H197ZM210 233H213V232H210ZM237 233V232H236ZM248 233V232H247ZM17 234V233H16ZM89 234V233H88ZM91 234V235H92ZM97 234V233H96ZM96 234H94V235H96ZM138 234H140V236H142L141 234H143V233H141V232H139L138 231ZM243 234V233H242ZM253 234V233H252ZM103 235H105V234H103ZM155 235V234H154ZM164 234H162V237H160V238H162V239H164V237H166V236H163ZM169 235V234H168ZM173 235H175V234H173ZM207 235H211V234H206V236ZM223 235V234H222ZM243 235H247L246 233L245 234H243ZM242 235V236H243ZM251 235V234H250ZM261 235V234H260ZM30 236V235H29ZM40 236V235H39ZM93 236V235H92ZM97 236H98V234H97ZM157 236V235H156ZM155 236V237H156ZM178 237V241H180V239L179 238H181V237H179V235H177ZM225 236H227V238H229V239H225ZM28 237V236H27ZM155 237H153L154 239H155ZM185 237H186V235H185ZM185 237H182V238H185ZM196 237V236H195ZM236 237V238H235ZM140 238V237H139ZM146 238H148L149 239V237H147L146 236ZM146 238H144V239H146ZM152 237H151V240L153 239ZM172 238V237H171ZM171 238H169V239H171ZM206 237H204V239H205ZM208 238H209V236H207V240H208ZM210 238H213V237H210ZM249 238V237H248ZM248 238H247V240H248ZM250 238H252L253 240H256V238H253L252 236L250 237ZM249 238V239H250ZM259 239H260V241H264V240H262L260 237H258ZM173 239V238H172ZM188 239H189V237H188ZM196 239V238H195ZM217 239V238H216ZM218 239V240H219ZM252 239H250L249 241H251ZM29 240V239H28ZM97 240H99V239H97ZM100 240H101V238H100ZM187 239H182V241H186ZM207 240H205V243H204V247H205V245H206V241ZM229 240V241H228ZM230 240H233V241H230ZM234 240H238V242H235V243H238L237 245L235 244V243H233L234 242ZM246 240V241H247ZM138 241V244H140L141 246L140 247H142L141 249L143 250V245L140 243V242H142L141 240L139 241V240H137ZM137 241H135L136 243H137ZM145 241V240H144ZM147 241H149V240H147ZM162 241H164L165 242V240H162ZM188 241V240H187ZM192 240H190V242H191ZM93 242V243H92ZM91 242V244H94V242H97V241H92ZM158 241H156V243H157ZM167 242H169V240L167 241ZM189 242V243H190ZM196 242V241H195ZM214 242H216L215 240H214ZM228 242L229 243H231L230 245L228 244ZM256 242V244H258V242L257 241H255ZM135 243V244H136ZM150 243V242H149ZM184 243V242H183ZM251 243V242H250ZM250 243L248 242V244L250 245ZM264 243V242H263ZM263 243H261V244H258V245H260V247L262 246L263 248H264V244ZM134 244V246H136V247H139V246H137L138 244H136L135 245ZM168 244V243H167ZM191 244V243H190ZM244 244H245V242H244ZM255 244V243H254ZM255 244V245H256ZM3 245V244H2ZM235 245H236V247H235ZM249 245H247V246H249ZM4 246V245H3ZM150 246V245H149ZM180 246V245H179ZM212 246V245H211ZM240 246V245H239ZM237 247V248H240V247ZM246 246V245H245ZM246 246V247H247ZM254 246V245H253ZM184 247V246H183ZM182 247V248H183ZM203 247V248H204ZM261 247V248H262ZM135 248V247H134ZM146 247H144V249H145ZM226 248V247H225ZM262 248V249H263ZM136 250H137V252L139 253V251H141L142 252V250L140 249L139 251H138V249L139 248H135ZM148 249V248H147ZM154 249H156V248H154ZM223 249V248H222ZM230 249V248H229ZM235 251H234V250ZM7 250V249H6ZM22 250V249H21ZM136 250H134V249H132V251H135L136 252ZM151 250V249H150ZM204 250H206V249H204ZM225 250V249H224ZM231 250V249H230ZM229 250V251H230ZM14 251V250H13ZM16 251V250H15ZM154 250H152V252L151 251H147V253H149V254H151V253H155V252H153ZM172 251H174V249L172 250ZM176 251V250H175ZM174 251V253H176L177 254V252H175ZM195 251H197V252H199L200 250H198V249H195ZM194 251V253H196ZM9 252V251H8ZM261 252H263V251H261ZM20 253V252H19ZM28 253V252H27ZM143 253V255L145 254L146 255V252H142ZM172 253V252H171ZM90 254H92V253H90ZM135 255L134 256H137V253H134ZM148 254V255H149ZM156 254H158V253H156ZM202 254V253H201ZM28 255H30L31 256V254H28ZM62 254H60V256H61ZM94 255V254H93ZM103 255H105V254H102V255H100V256H103ZM161 255V254H160ZM197 254H194V256H196ZM209 256H210V254H208ZM263 255V254H262ZM26 256V255H25ZM59 256V257H60ZM71 256V255H70ZM140 256V255H139ZM147 256V255H146ZM153 256H156L157 257V255H153ZM153 256H151V257H153ZM162 256H164V255H162ZM198 256H200L199 255V253H198ZM197 256V257H198ZM7 257H9V254L7 255ZM53 257H55V256H53ZM64 257V256H63ZM69 257V256H68ZM77 257H79L78 259H80V256H77ZM92 257V256H91ZM94 257H95V255H94ZM160 257V256H159ZM167 257H169V256H167ZM166 257V259H168ZM203 257H204V255H203ZM263 257V256H262ZM12 257H10V260H12L11 259ZM16 258V257H15ZM74 258V257H73ZM96 258V257H95ZM137 258H138V256H137ZM140 258V257H139ZM143 258V257H142ZM208 257H206V259H207ZM61 259V258H60ZM81 259H83V257L81 258ZM101 258H98V260L101 262V260H100ZM141 259V258H140ZM157 259V258H156ZM162 259V258H161ZM216 259V258H215ZM220 259V258H219ZM9 260V259H8ZM50 260H53V259H51L50 258ZM90 260H92V259H90L89 258V261ZM105 260V259H104ZM150 259H148V261H149ZM199 260V259H198ZM221 261V264H222V259H220ZM229 260V259H228ZM231 260V259H230ZM60 261H62V260H60ZM59 261V262H60ZM70 261V260H69ZM68 261V262H69ZM95 261V260H94ZM143 261V260H142ZM147 261V260H146ZM145 260H144V263L146 264V263H149V264H154L155 262H157V263H160L159 261H154V262H152V263H150V262H146ZM153 261V260H152ZM210 261V260H209ZM208 260L207 261H205V262H209ZM19 262V261H18ZM30 262V261H29ZM74 262H75V260H74ZM87 262V261H86ZM103 262V261H102ZM134 262H136V260L134 261ZM215 262V261H214ZM263 262V261H262ZM8 263H9V261H8ZM11 263H13L12 261H10V264ZM24 263V262H23ZM61 263V262H60ZM71 263V262H70ZM79 263H81V264H84V263H82V262H79ZM92 263V262H91ZM95 262H93L92 264H94ZM104 263H107V262H104ZM108 263H112V262H108ZM138 263V262H137ZM168 263H170V261L168 260ZM217 263V262H216ZM29 264H31V263H29ZM62 264V263H61ZM76 264V263H75ZM87 264H89V263H87ZM100 264V263H99ZM171 264V263H170ZM194 264H196V263H194ZM199 264V263H198ZM203 264V263H202ZM208 264V263H207ZM209 264H211V263H209ZM218 264H219V262H218Z\"/></svg>",
  "mask_w": 264,
  "mask_h": 264
}]
</instances>
